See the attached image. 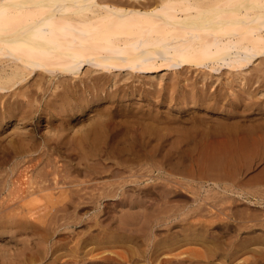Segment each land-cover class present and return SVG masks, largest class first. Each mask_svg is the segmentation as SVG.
Wrapping results in <instances>:
<instances>
[{"label":"bare ground","instance_id":"6f19581e","mask_svg":"<svg viewBox=\"0 0 264 264\" xmlns=\"http://www.w3.org/2000/svg\"><path fill=\"white\" fill-rule=\"evenodd\" d=\"M258 61L259 62H264V0H0V129L2 128H5V127H8L10 125H12V127H17L19 125V122H22L24 124V122H29V121H34L35 119H38V124H43L41 123L42 120H47V126L49 127V129L51 131H54L53 133L51 132L50 134H53V139H51L50 137V140H56V142H61L62 144V140L65 139L66 141V138H63V136L65 137L66 136V132L68 130H71L70 128H74L76 124H74V122H78V117L81 116L83 113H85L87 110H91L92 113H94V115L92 117H90L91 115H89L90 119L91 120H95L92 124H90L87 129L83 130L85 135H84V138L86 139H90L91 140V137L93 138L94 135H95V139H93V141L95 142H92L93 143V146H96L97 150L98 151V155L99 157L95 154V157L97 158V160L94 158L92 159L93 162H89L88 159H90V154L86 157V154H85V157L88 158L87 159V162H81L82 164L84 163V166L82 164V167H80L79 169H71V166H69V164L67 163H62L60 164L59 160H57V164H55V166L53 165V168L51 169H44V170H41V171H38V174H37V177L35 176V173L37 171V169L39 167L42 168V165L43 163H47V157H45L46 159V162L45 160L43 159V154L45 156V153L44 148H42L43 152L42 153H39L40 155L38 157H32L34 159H30L31 161H29L28 159V163L27 165L24 167V168H21V170L18 172L17 171V174L15 176H12V174L9 172L8 170V167L5 168L7 169V173H5V170L4 172L3 171H0V181L3 179L2 181V184L5 185V186H2V184H0L2 187H4L3 189L8 193H5V195H7V198L8 200H12L14 202L10 203L9 201L6 200V204H4V207L2 208L1 206V209H0V236L2 234V236L4 235L3 233H9L8 232V229H12L13 227V230L15 226H23L24 224L28 223L29 221V224L30 221L32 222L31 218L34 217V216H38V215H43V214H46V213H52L53 217L51 216L50 219L52 218V220L56 219L57 217L59 216H62V219L65 215H68L69 214V211L71 208H73V204L75 203V210L72 212L71 215H76L74 214V212L76 213H80L78 212L79 210H85L86 208L90 207V208H93L92 206H90L87 202L88 201H102L103 199H110V198H118V200L115 199V204L120 202V203H128L130 204L131 206H135L137 202H143L146 198H150L152 199V195H155L158 196L156 198H159L160 201H161V198H166L164 199V205L163 204H160V206L158 205L159 203H162L159 201V199H157V202H159L157 204L156 200L154 201L155 204H157L158 207H155V204H154V210L152 209V211L149 212V214L151 213L152 216L155 215L154 217L151 218L150 216V219L152 220V223H153V220L155 221V224H171L173 222H175L177 220V217L181 216L184 217L182 219L181 218H178L180 219L182 222L181 223H184L185 226L189 225L187 227V229H191V232L190 234H196V236H198V232L200 234V231H196L198 228L197 226H199L198 224H196L193 220H190L191 218L189 217V215H191L192 213L188 212L190 210V208H194V204L193 206L189 207H184L181 206V202L183 201H173L172 199L175 200L174 197V194L171 195L172 199L169 198L170 194L174 192L175 188L179 186H182L184 187L186 182H188L186 180H178L176 182L175 177L172 176L173 174L175 173H172L173 170L175 168H173V170L170 171V173H172V175H168L165 177L164 175V178L161 177V179H165L164 184L161 185L159 187L160 184H162V180L160 179V184L156 185V184H152L150 185V188L147 189V187L144 189V187H142L143 189L141 191H138L136 193H134V191L130 190L132 188H130L129 190L133 192V194H130L129 190H127V184L128 182H140V179H142V177L144 176H149L150 177H153L152 175H150L149 171L147 172H143L142 170H139V165L142 164L143 165V168L144 166L146 165V163L148 164H151L152 166H154V164L156 163L155 161H153L155 155L157 156V152H160V149L162 148H159V145L160 144H156L155 145V138H157L158 136V132H154V131H150L152 132L151 133V136H153V139L151 136H147L146 135V131L144 130V133L143 132H140L141 129H139V127L142 125H144L143 123L145 122L146 124V127H148L149 125L153 124L154 126L157 125V122L159 121V118L157 117H161L163 115H159V113H161V111H158L159 108L157 106L156 108V102L152 103V102H148L150 105L151 108H147V110H143L142 113H138V114H143V119L142 122L141 121H138L136 120V117L134 116L135 114L132 113L131 111V115H127L126 117H123L125 114H123L122 111V108L120 107L122 103H124V105L127 103L126 101L128 100H136L138 99L139 101L141 100L143 102L144 98H147L149 99L148 101H150V89L149 88H146V87H142V84L138 85L136 82L137 80H141L145 77V75H154L159 73V72H163L164 70H174V71H177L178 74L179 72H183L181 75H183L185 72L184 70H189V73L192 72L191 69H193L194 71L196 72H201V75H198V76H201V78L199 79L201 81V83H203V85L201 86H196L193 89V91H190L191 93H187V94H183L184 96H180L182 97L181 99H183L184 101H181V102H177L176 104V107L178 108H183V107H186L187 105H189V101L190 100H187L188 102L185 101L184 97L188 96V95H191L192 94V97H201L203 99H201L200 101V104L203 105V108H205L208 112H211V113H214L216 114V111L217 112H226L228 115H234V114H238V115H241L242 113L245 114L247 113L246 111L243 112V108L244 106L247 107V105H243V101H241L240 104L238 103H234L235 100L231 101V103H227L225 102L224 100L226 99V97H221L224 95V93L226 92H222V87L221 86H218V89L221 88V91L219 90H216L217 92L215 91H212L211 87L208 86L209 83H217L218 80L220 81L221 79V76L223 74H225L227 72V74L231 75V77L235 74L237 75V78L235 79V81H238L239 83H237L239 86H241L242 84H244L245 80H246V77L248 75L246 74H249L247 73L248 71H253L254 72H251L252 74L255 73L257 71V66H260L258 68V73H261V68L262 70L264 71V64L261 62L258 64ZM258 64V65H257ZM263 64V65H262ZM262 65V66H261ZM252 67L254 68L252 70ZM225 70H227L226 72H224ZM256 70V71H255ZM260 70V72H259ZM232 71H235V72H232ZM262 71V72H263ZM173 72V71H172ZM187 73V71H186ZM193 73V72H192ZM249 74V77L252 76V74ZM257 73V74H258ZM160 74V73H159ZM175 74V73H174ZM195 74V72H194ZM193 74V76H194ZM197 74V73H196ZM226 75V74H225ZM234 75V76H235ZM251 75V76H250ZM255 76V74H253ZM264 75V74H263ZM187 76V75H186ZM188 80L190 81V75H188ZM197 76V77H198ZM224 76V75H223ZM258 76L260 77V74L257 75V77H251L253 80H255V78H258ZM262 76V75H261ZM149 78V76H147ZM156 77V76H155ZM180 76H176L174 77V82L176 84V81H178L177 79L179 78ZM184 77V76H183ZM225 77V76H224ZM227 77H230V76H227ZM264 77V76H263ZM177 78V79H176ZM187 78V77H186ZM192 78V76H191ZM199 78V77H198ZM163 79V78H161ZM211 79V80H209ZM223 79V77H222ZM226 79V78H225ZM231 79V78H230ZM233 79V78H232ZM247 81H249L250 78L247 77ZM264 79V78H262ZM125 80V82H121ZM146 80V79H145ZM148 80V79H147ZM147 80L145 82H147ZM187 80V81H188ZM193 80V79H191ZM198 80V79H197ZM198 80V81H199ZM251 80V79H250ZM257 80V79H256ZM261 80V78H260ZM259 80V81H260ZM149 81V80H148ZM154 81V80H153ZM182 81H185L184 79H182ZM186 81V82H187ZM197 83H200L198 82ZM216 81V82H215ZM229 81V79H228ZM264 81V80H262ZM140 82V81H139ZM138 82V83H139ZM181 82V81H180ZM179 82V83H180ZM193 82V81H191ZM207 82H209L207 84ZM227 82V81H225ZM232 82V81H231ZM151 83V82H150ZM154 83V82H153ZM171 83H173L171 81ZM182 83V82H181ZM180 83V85H182ZM184 83V82H183ZM194 83V82H193ZM220 83H223L222 81ZM233 83V82H232ZM236 83V82H235ZM264 83V82H263ZM174 84V85H175ZM178 84V83H177ZM176 84V85H177ZM186 84V83H185ZM189 84V83H188ZM187 84V85H188ZM195 84V83H194ZM219 84V83H218ZM217 84V85H218ZM229 84V83H228ZM231 84V83H230ZM237 84H234V85H237ZM147 85V84H146ZM145 85V86H146ZM151 85V84H150ZM153 85V84H152ZM171 85V84H170ZM184 85V84H183ZM182 85V86H183ZM191 85V84H190ZM200 85V84H199ZM207 85V87L205 86ZM227 85V83L225 84ZM232 85V84H231ZM162 86V85H161ZM178 86V85H177ZM249 86V85H248ZM147 87H149V84L147 85ZM152 87V86H151ZM155 87H160V86H155ZM169 87V85H168ZM171 87L170 86V90H171ZM179 87V86H178ZM190 87V86H189ZM215 87V85H214ZM213 87V88H214ZM242 88H244L243 86H241ZM247 87V86H246ZM252 87V86H251ZM174 88V87H173ZM177 89V87H175ZM211 88V89H210ZM216 88V87H215ZM225 88V87H223ZM229 88V87H228ZM227 88V89H228ZM232 88V87H231ZM236 88V87H235ZM238 88V87H237ZM248 88V87H247ZM247 88L245 90H247ZM250 88V87H249ZM248 88V91H250ZM153 90L155 89L154 86L152 88ZM157 89V88H156ZM179 89V88H178ZM217 89V88H216ZM242 89V90H244ZM253 88H251V91H252ZM160 90V88L158 89ZM163 90V89H162ZM161 90V91H162ZM167 90V88L165 89V91ZM189 89H187V92H188ZM214 90V89H213ZM239 90V89H238ZM241 90V89H240ZM240 90H239V93H240ZM241 90V92H243ZM173 91H176L175 89H173ZM172 91V92H173ZM185 91V90H184ZM228 91V90H227ZM232 91V90H231ZM234 89H233V95H234ZM250 91V92H251ZM255 91V89H254ZM157 92V90H156ZM167 92V91H166ZM165 92V93H166ZM182 91H180V94H181ZM230 92V91H229ZM236 92V91H235ZM253 92V91H252ZM154 93V92H153ZM153 93H152V96H153ZM162 93V92H161ZM168 93V92H167ZM171 93V92H170ZM175 93V92H173ZM238 93V94H239ZM244 95H245V92H243ZM262 93V92H261ZM156 94V93H155ZM178 94V93H177ZM236 95L235 96H232V97H236L237 96V93H235ZM247 94V92H246ZM252 94V93H251ZM157 95V94H156ZM154 96L156 97L155 100L158 99V101L160 100L159 97L161 96L158 95V96ZM165 95V94H164ZM168 95H170L168 93ZM174 95V94H173ZM173 95L171 94L170 96L173 97ZM231 95V94H230ZM242 95V93L240 94V96ZM254 95V93H253ZM256 95V94H255ZM262 95V94H261ZM248 97L250 96L247 95ZM257 96V95H256ZM264 96V94H263ZM153 97V98H154ZM168 97V96H166ZM165 97V98H166ZM177 97V96H176ZM191 97V98H192ZM193 97V100H192V103L194 100H198V99H194ZM228 97V96H227ZM246 97V96H245ZM244 96L240 99L242 100L243 98H245ZM252 97V96H251ZM259 97L262 98V96H260L259 94ZM169 98V97H168ZM171 98V97H170ZM175 97L171 98V99H174ZM178 98H179V95H178ZM230 98V97H229ZM255 98V97H252V99ZM164 99V98H163ZM180 99V98H179ZM177 99V100H179ZM180 99V100H181ZM188 99V98H187ZM200 99V98H199ZM228 99V98H227ZM237 101L239 100V98H235ZM247 99V98H246ZM244 99V100H246ZM249 100H247L248 102L245 101V103H253L252 99H250V97L248 98ZM166 100V99H165ZM251 100V101H250ZM257 100V99H256ZM254 100V103H258L259 101H256ZM106 101H109V106H106L105 104V108L103 107V103L106 102ZM140 101V102H141ZM236 101V102H237ZM240 101V100H239ZM103 102V103H101ZM126 102V103H125ZM129 102V101H128ZM133 102V101H132ZM165 102V101H164ZM173 100L171 101L170 100V103H172ZM184 102V104L182 103ZM194 102H197V101H194ZM262 102V100L260 101ZM137 103V102H136ZM139 103V102H138ZM137 103V106H139ZM147 103V102H146ZM163 103V102H162ZM175 103V102H174ZM199 103V102H198ZM249 103L248 104V108L249 110L254 109V103L251 104ZM255 103V104H256ZM102 105L100 108L96 107L98 105ZM128 104V103H127ZM133 104V103H131ZM140 104V103H139ZM143 104V103H142ZM140 104V105H142ZM155 104V105H154ZM191 104V103H190ZM197 104V103H196ZM260 104H263V103H260ZM20 105V106H19ZM99 105V106H100ZM148 105V104H147ZM158 105V103H157ZM181 105V106H180ZM194 105V104H193ZM200 105V106H201ZM252 106L251 108L249 106ZM254 105V106H253ZM259 105V104H258ZM123 106V105H122ZM136 106V104H135ZM146 106V105H145ZM168 106V105H167ZM190 106V105H189ZM195 106V105H194ZM197 106V105H196ZM261 106V105H260ZM127 107V106H126ZM131 107V106H130ZM134 107V106H133ZM141 107V106H140ZM140 107H137V109H139ZM147 107V106H146ZM170 108H172L171 104L169 105ZM240 107H243L241 109L242 112H240ZM263 107V106H262ZM97 108V109H96ZM136 108V107H135ZM163 108V107H162ZM169 108V109H170ZM261 107L259 108H256V113H257V110H259ZM134 109V108H133ZM141 109V108H140ZM139 109V110H140ZM143 109V108H142ZM165 111H167L168 108H166V105H165ZM190 109V108H189ZM192 109V107H191ZM197 109V108H196ZM263 109V108H262ZM16 110H19V112H17ZM126 109H124L125 111ZM136 110V109H135ZM134 110V111H135ZM188 110V109H187ZM195 110V109H194ZM18 113V115H16V112ZM129 111V113H130ZM138 111V110H137ZM164 110H162V113H163ZM164 111V112H165ZM182 111V110H181ZM180 111V112H181ZM192 111V110H191ZM248 111V110H247ZM254 111V110H253ZM262 111V110H261ZM264 111V110H263ZM173 112V111H172ZM176 112V111H175ZM184 112V111H183ZM190 112V111H188ZM187 112V113H188ZM202 112V111H201ZM204 112H206L204 110ZM252 112V111H251ZM255 112V111H254ZM253 112V113H254ZM90 113V112H89ZM136 113V111H135ZM168 114V112H166ZM185 113V112H184ZM191 113V112H190ZM194 113H196L194 111ZM193 113V114H194ZM225 113V114H226ZM91 114V113H90ZM127 114V113H126ZM172 114V113H171ZM179 114V113H177ZM181 114V113H180ZM203 114V113H202ZM221 114V113H220ZM242 114V116H243ZM249 114V112H248ZM255 114V113H254ZM260 114V113H259ZM140 115H138L140 117ZM174 115V114H173ZM176 115V113H175ZM195 115V114H194ZM200 115V114H199ZM198 114H196L195 117L199 116ZM205 115V114H203ZM208 115V114H207ZM212 115V114H211ZM210 115V116H211ZM219 115V114H218ZM227 115V116H228ZM246 115V114H245ZM258 115V114H256ZM130 116H134V117H130ZM170 116V117H169ZM172 115H168L169 118H171ZM177 116V115H176ZM223 116V115H222ZM235 116V115H234ZM247 116V115H246ZM260 115L256 116L257 119ZM85 117V116H84ZM87 117V116H86ZM121 117V118H119ZM142 117V115H141ZM164 117V116H163ZM175 117V116H174ZM179 117V115H178ZM176 117V118H178ZM191 117V115H190ZM203 117V116H202ZM213 117V116H212ZM212 117L209 118V121H212ZM215 117H217L215 115ZM214 117V122H218V121H222L221 119H219V116L217 117V119H215ZM239 117V116H238ZM251 117V116H250ZM264 117V116H263ZM16 118V120H15ZM165 118H167V116L165 115ZM173 119L172 117V120L173 122H175V120L177 119ZM183 118V117H182ZM189 118V117H187ZM205 118H208V117H204L202 118L203 120ZM226 118V117H224ZM230 118V117H229ZM234 118V117H232ZM240 118V117H239ZM81 119H82V116H81ZM89 119V118H88ZM129 119L131 121H129ZM138 119V117H137ZM164 119V118H163ZM162 119V120H163ZM181 119V118H180ZM185 119V118H184ZM182 119V120H184ZM193 119V118H192ZM191 119V120H192ZM244 119V118H243ZM246 119V118H245ZM253 119H256L253 117ZM261 119V117L259 118ZM87 120V119H86ZM120 120V121H119ZM161 120V119H160ZM165 120V119H164ZM167 120V119H166ZM179 120V119H178ZM177 120V121H178ZM195 121V118L193 119ZM193 120L190 121L193 123ZM197 120V119H196ZM198 120L200 121L201 120V117L200 119L198 118ZM208 120V119H207ZM225 120V119H223ZM232 120V119H231ZM237 120V119H236ZM241 120V119H239ZM250 123V118L248 119ZM252 120V118H251ZM261 126L264 125V119H261ZM17 121V123L15 122ZM171 121V120H170ZM167 120V122H170ZM176 121V122H177ZM188 121V122H189ZM198 121V122H199ZM206 121V120H205ZM228 121V120H227ZM226 121V122H227ZM233 121V120H232ZM234 121H235V118H234ZM244 121V120H243ZM242 121V122H243ZM254 121V120H253ZM260 121V120H259ZM259 121L256 120V122L258 123ZM13 122H14V126H13ZM83 122V121H82ZM87 122V121H86ZM166 122V121H165ZM165 122H161V123H165ZM197 122V121H195ZM229 122V121H228ZM231 122V121H230ZM229 122V125H226V127H230L232 124H230ZM237 124L239 122L235 121ZM242 122L240 121V126L243 127L244 124L247 125V123H244L242 124ZM246 122V121H245ZM30 123V122H29ZM32 123V122H31ZM91 123V122H90ZM159 123V122H158ZM172 123V122H171ZM179 124V122H177ZM185 123V121H184ZM191 123V124H192ZM201 123V122H200ZM233 123V122H232ZM45 124V123H44ZM83 124V123H82ZM161 124V125H163ZM167 124V123H166ZM169 124V123H168ZM173 124V123H172ZM171 124V125H172ZM183 124V123H182ZM181 124V125H182ZM210 124V123H209ZM227 124V123H226ZM236 124V125H237ZM252 124V122L250 123ZM248 126L247 129H249L250 126L254 127L253 128V131L250 130V132L252 131V133L256 134L257 133V125L260 126V122L259 124H255V121L253 122L252 125ZM31 125V124H30ZM160 125V126H161ZM165 125V124H164ZM225 125V124H223ZM234 126H232L233 128L235 127V124L233 123ZM256 125V126H254ZM21 126V125H20ZM43 126V125H41ZM46 126V125H45ZM46 126V127H47ZM79 126V125H78ZM81 126V125H80ZM152 126V125H151ZM153 126V127H154ZM167 126V125H165ZM170 126V125H169ZM180 126V125H179ZM191 126V125H190ZM239 126V124H238ZM237 126V129H239V131L241 130H246L244 127L242 129L241 127V130L240 128H238ZM260 126V127H261ZM11 127V126H10ZM11 127V128H12ZM31 127V126H29ZM44 127V126H43ZM45 127V128H46ZM164 127V126H162ZM178 127V126H177ZM182 127V126H181ZM200 127V126H199ZM214 127V126H213ZM222 128H224L223 126H221ZM250 127V129L252 128ZM256 127V128H255ZM258 128V131L259 129H264V128ZM10 128V129H11ZM18 128V127H17ZM27 128V126H26ZM143 129V127H141ZM145 128V127H144ZM160 128V127H159ZM158 128V129H159ZM166 128V127H165ZM220 128V127H219ZM224 128V130H225ZM232 128V129H233ZM24 129V128H23ZM156 129H157V126H156ZM161 129V128H160ZM230 129V130H232ZM236 129V130H237ZM29 130V129H28ZM48 130V128L46 129ZM80 130V129H79ZM155 130V129H153ZM162 130V129H161ZM165 130V129H164ZM163 130V131H164ZM167 130V129H166ZM169 130V128H168ZM178 131V129H176ZM209 130V129H208ZM235 130V129H234ZM233 130V131H234ZM243 130V131H244ZM1 131V130H0ZM20 131V129H19ZM22 131V130H21ZM24 131V130H23ZM40 131V130H39ZM74 131V130H73ZM171 131H173V129H171ZM171 131L168 133L170 134ZM180 131V130H179ZM194 131V129H193ZM198 131V130H197ZM209 131H213V130H209ZM215 131V130H214ZM213 131V132H214ZM218 133H219V130H217ZM223 131V130H221ZM220 131V132H221ZM238 131V130H237ZM241 131V132H243ZM249 131V130H248ZM248 131L246 130L245 132L248 133ZM264 131V130H263ZM4 132V131H3ZM11 132V131H9ZM7 131V133H9ZM45 132V131H44ZM48 133V131H46ZM75 132V131H74ZM79 132V131H78ZM166 132V131H164ZM176 132V131H175ZM232 132V131H231ZM230 132V133H231ZM260 132V131H259ZM259 132L257 133V136L259 138ZM262 132V131H261ZM260 132V133H261ZM2 133V132H1ZM30 133V132H29ZM41 133V132H40ZM158 133V134H157ZM163 133V132H162ZM178 133V132H177ZM183 133V132H182ZM194 132H191L189 134L193 135L190 137H187L186 134L188 135V133L185 134V137L188 138L187 140H189L190 142V139L189 138H193L194 137ZM203 134V132L201 133L198 132V134ZM206 135H208L209 133H206L204 132ZM215 134H212L214 135L215 137L217 136V132H215ZM226 133H229V129H228V132H227V129H226ZM225 133V134H226ZM235 133L236 132H233L234 136H235ZM240 133V132H238ZM247 133H244L246 134L247 136ZM251 133V134H252ZM264 133V132H263ZM262 133V136L264 135ZM27 134V133H26ZM20 135V140L18 141V146H17V149L14 150L15 151V156L19 158V156H24V155H27L28 153H31L29 151H32L30 150L29 145L28 143H30V141L32 140H27L29 136L27 135ZM32 134V133H31ZM35 134V133H34ZM72 133H70V136H73L71 135ZM74 134V133H73ZM82 134V133H81ZM175 134V133H174ZM184 134V133H183ZM196 134V132H195ZM219 134H222V133H219ZM218 134V135H219ZM233 134L231 135V141H235V139L233 138ZM244 134H242L244 136ZM249 134V133H248ZM250 134V135H251ZM5 136H7L6 134H4ZM11 133L9 134V137H10ZM17 135V134H16ZM46 135V134H45ZM68 135V134H67ZM77 135V134H76ZM75 135V137H76ZM171 135V134H170ZM178 135H180L178 133ZM177 135V136H178ZM204 135V134H203ZM202 135V138L205 136V137H208L206 135L203 136ZM224 135V134H222ZM240 134H237L236 133V136L237 138L240 137L238 136ZM31 136V135H30ZM50 135H48V138H49ZM83 136V135H82ZM160 136V135H159ZM165 136H168V135H165ZM164 136V137H165ZM173 136V135H172ZM171 136V137H172ZM197 136V135H196ZM211 136V135H210ZM226 136H228V134H226ZM225 138H228L229 137H226ZM235 136V138H236ZM245 136V137H246ZM255 137V135H253ZM252 136V137H253ZM33 137V136H32ZM45 137V136H44ZM74 137V136H73ZM78 137V136H77ZM150 139H149V138ZM199 137V135H198ZM222 137V136H221ZM220 135L218 138H221ZM242 138V141H244ZM249 137V135H248ZM253 137V138H254ZM2 138L5 139V137H3L2 135ZM0 138V139H2ZM7 138V137H6ZM34 138V137H33ZM47 137H45V140L47 142H49ZM61 138H63L61 140ZM72 137L69 138V136H67V139L70 141ZM163 138V137H162ZM161 138V140H162ZM174 138H176L174 136ZM186 138H183V143H184V140H186ZM197 138V137H196ZM201 136L199 137V140L202 139ZM210 137H208L209 139ZM212 138V136H211ZM210 138V139H211ZM214 138V137H213ZM214 141H217V137L216 139H213ZM224 138V136H223ZM251 138V137H250ZM251 139L252 141L254 139H256V137L254 139ZM261 138V137H260ZM13 139V138H12ZM18 139V138H17ZM38 139V137H37ZM80 139V138H79ZM173 139V137H172ZM205 139V138H204ZM208 139H206L205 141L203 140V143H208ZM233 139V140H232ZM241 139V137H240ZM262 141H264L263 137L261 138ZM6 140V139H5ZM75 140V139H74ZM153 140V141H152ZM157 140V139H156ZM192 141L195 140V137L194 139H191ZM198 139H196L195 141H197ZM224 140V139H223ZM237 140V139H236ZM260 141V139H257V141ZM16 141V140H15ZM14 141V142H15ZM28 141V142H27ZM34 141H35V144L32 142L31 143V148L33 146L32 149H34V145L35 146H38L40 145V142L39 140H35L34 138ZM38 141L39 144L36 142ZM73 139L70 141V144L72 143ZM87 141V140H86ZM159 141V139H158ZM193 142V143H197V142ZM237 141H240L242 142L241 140H237ZM1 142V140H0ZM14 142L12 144H14ZM53 142V141H51ZM55 142V144H56ZM75 142V141H74ZM79 142V141H78ZM81 142V141H80ZM152 142V143H151ZM166 142H168V140L166 139ZM170 142V141H169ZM168 142V143H169ZM175 142V141H174ZM200 142V141H199ZM212 142V141H211ZM218 142V141H217ZM217 142H216V145H217ZM222 141L218 142V144H220ZM224 142V141H223ZM222 142V143H223ZM226 142V141H225ZM229 142V144H232V146L234 145V143L230 142V141H227ZM227 142L225 143L226 146L229 145L227 144ZM245 142V141H244ZM247 142V140H246ZM256 140L253 141V143H255ZM66 143V142H64ZM85 143V142H84ZM87 143V142H86ZM85 143V144H86ZM162 143V141H161ZM164 143V142H163ZM162 143V144H163ZM167 143V144H168ZM173 143V142H172ZM172 143H169L170 145L168 146H173ZM177 143V142H176ZM176 143H174L176 145ZM182 143V144H183ZM188 143V142H187ZM192 144L193 148L194 149H191V150H188L187 149V145H184L186 147H182L181 149H185L184 151L187 152L188 150V154L190 153L189 151H192V153H194V151L197 149L196 146L197 144ZM210 143V142H209ZM213 143V142H212ZM248 143V142H247ZM250 143V142H249ZM248 143V145H249ZM257 144L259 142H256ZM262 143V142H261ZM1 144V143H0ZM34 144V145H32ZM37 144V145H36ZM172 144V145H171ZM186 144V143H185ZM200 144V143H199ZM202 144V142H201ZM211 144V143H210ZM224 143L221 144L222 146L225 145ZM242 145V143H240ZM240 144L239 149L240 148ZM252 144V142H251ZM5 145V144H4ZM16 144H14L15 146ZM28 145V147H27ZM53 145V144H52ZM57 145V144H56ZM72 145V144H71ZM70 145V146H71ZM77 145V144H76ZM83 145V144H82ZM87 145V144H86ZM85 145V146H86ZM150 146L154 147L152 149V147L148 148ZM181 145V142L180 144ZM178 146H174L176 148L179 147ZM195 145V147H194ZM216 145L214 144V147H216ZM219 146L218 147V150L220 149V147L222 146ZM237 146V143L235 144ZM253 145V144H252ZM2 146V145H1ZM8 146V145H7ZM6 146V147H7ZM46 146V145H45ZM55 146V145H54ZM54 146H52L54 148ZM66 146H69V144L67 143V145L65 144V147ZM69 146V147H70ZM79 146V145H78ZM83 146V147H85ZM89 148H91L90 144L88 145ZM139 146L140 148L138 149L139 152L142 151V152H145L143 153L145 157H148V154L150 153V156L151 157H148L149 159L146 158V160L144 159L145 157H143V154H140L139 152L136 154L138 156V158H125L126 155L125 154H128L129 156H131V152L133 151L134 149V152H135V149L136 147ZM165 146V144H164ZM163 146V147H164ZM167 146V147H168ZM208 146V145H207ZM207 146H206V149H201V150H198L197 153L201 152L202 151V157H204V153H205V150H207ZM224 146V147H226ZM231 146V147H232ZM245 145H243V149L245 150ZM255 146V145H253ZM252 146V147H253ZM12 147V145L10 146ZM40 147V146H39ZM51 147V148H52ZM62 147V146H61ZM63 147H64V144H63ZM73 147H74V144H73ZM76 148L74 149H77V146H75ZM82 146H79V148H81ZM162 147V146H161ZM166 147V149H167ZM191 147V146H189ZM188 147V148H189ZM200 147H203V146H200ZM199 147V149H200ZM210 147V145L208 146V148ZM214 147H212V149H214ZM223 147V148H224ZM229 147V146H228ZM231 147H229L231 150ZM247 147H250L247 146ZM4 150H7L5 149V147H3ZM2 148V149H3ZM9 148V146L7 147ZM16 148V147H15ZM13 148V149H15ZM19 148V149H18ZM37 148V147H35ZM47 148V147H46ZM48 148L49 147V144H48ZM56 148V147H55ZM72 148V146H71ZM87 148V147H86ZM87 148V149H89ZM192 148V147H191ZM196 148V149H195ZM205 148V147H203ZM217 148V147H216ZM234 148V149H233ZM233 150H239L237 148H235L233 146ZM1 149V148H0ZM38 149V148H37ZM58 149V148H57ZM62 149V148H61ZM67 149L69 150V148L67 147ZM73 149V148H72ZM71 149V150H72ZM73 149V150H74ZM86 149V150H87ZM164 149V148H163ZM171 151L169 152H172L175 150H172V148H170ZM187 149V150H186ZM211 149V148H210ZM225 149V148H224ZM254 149V147H253ZM41 150V151H42ZM56 150V149H55ZM55 150L54 152H52V149H50V152H52L51 154H53L54 156V153H55ZM60 150V149H58ZM57 150V151H58ZM65 149H63L62 151L64 152ZM67 150V151H68ZM72 150V153H76ZM92 150L89 149V151ZM137 150V149H136ZM137 150V151H138ZM153 150V152H152ZM215 150L214 149V155H215ZM228 148L225 150L227 151ZM247 150H249V153L251 154V149L247 148ZM3 152V150H1ZM8 151V150H7ZM9 151H10V148H9ZM13 152V150H11ZM35 151V150H34ZM49 151V150H48ZM56 151V153H57ZM61 151V150H60ZM70 151V150H69ZM79 151V150H78ZM93 151V150H92ZM96 151V152H97ZM115 152L116 154H118V159H117V155H115V160H117V163H113L112 165H104V162H101L99 159L101 158V156L103 154H109V152ZM152 153H151V152ZM164 151V150H163ZM176 151H181L180 149L176 150ZM209 151V150H208ZM208 151L207 152V155H208ZM240 151V150H239ZM238 151V152H239ZM242 149H241V154H242ZM5 152V151H4ZM36 152V151H35ZM66 152V151H65ZM64 152V153H65ZM95 152V151H94ZM127 152H130V153H127ZM132 152V153H134ZM141 152V153H142ZM165 152L167 153L168 152V149L167 151L165 150ZM167 153L168 155L170 153ZM212 152V151H211ZM217 152V151H216ZM223 152L225 153L224 151H220V153ZM235 156L237 154V151H235ZM245 152H248V151H245ZM256 152V151H255ZM7 153V152H6ZM14 153V152H13ZM34 153V152H33ZM59 153V152H58ZM63 153V154H64ZM67 153V154H66ZM65 154L66 155H69L68 152H66ZM79 152H77L78 154ZM83 153V152H82ZM91 153V156L93 157V154L92 152ZM136 153V152H135ZM134 153V155H135ZM148 153V154H147ZM164 153V152H163ZM163 153L162 156H163ZM165 153V154H166ZM185 153V152H184ZM213 153V152H212ZM219 153V152H217ZM11 152L9 153V157L11 158L10 156ZM62 153H59L58 155H60ZM71 154V153H70ZM80 154V153H79ZM76 155L77 156H80L83 154H80V155ZM114 155V153H112ZM161 154L159 153V155L161 156ZM164 154V157H166ZM175 154V152H174ZM195 154V153H194ZM201 154V153H200ZM200 154L197 155V157L199 156L200 157ZM227 154V153H225ZM224 154V155H225ZM230 155V152L228 153ZM234 154V152H233ZM239 153V155H241ZM248 154V153H247ZM244 155V157L246 158V155ZM248 154V155H250ZM252 154H255L254 151H252ZM251 154V155H252ZM12 155V154H11ZM14 155H12L14 157ZM29 155V154H28ZM49 155V154H47ZM65 155V156H66ZM73 155V154H72ZM110 155V154H109ZM108 155V156H109ZM112 155V157H114ZM125 155V156H124ZM127 155V156H128ZM172 155V154H171ZM179 155H183V154H179ZM206 155V154H205ZM212 155V154H209V156ZM217 155V154H216ZM219 155V154H218ZM223 155V154H222ZM247 155V156H248ZM2 157V155H0ZM8 156H3V157H7ZM52 155H50L51 157ZM57 156V154L55 155ZM63 156V155H62ZM71 156V155H70ZM75 156V155H73ZM81 156V157H82ZM105 156V155H103ZM111 156V155H110ZM109 156V158H110ZM128 156V157H129ZM135 156V157H137ZM196 155L193 156V158L195 157ZM209 156H207L206 158H208ZM227 156V155H226ZM225 156V157H226ZM234 156V157H235ZM238 156V155H237ZM242 156V155H241ZM240 156V157H241ZM28 157V156H27ZM26 157V158H27ZM48 156V158H50ZM91 157V158H92ZM132 157V156H131ZM164 157H162L163 159H165ZM168 157V156H167ZM166 157V158H167ZM172 157V156H171ZM175 157V155H174ZM186 156H182L181 158H185ZM192 157V155H191ZM197 157H195L197 160V162L199 163V166H200V169L201 170L199 172L196 173L195 171H193L192 169H190L189 167L187 168V164H188V161L185 159V161L187 162L186 165H184V167L186 166L185 168V172H182V171H179V175H184V177H191V178H199V179H202L203 181H211L213 182L214 184L217 185V187H223V184L226 186L224 187V189L222 190L224 192L225 189H227L229 187V185H226L230 182H228L230 179L229 177L227 178L226 177V173L229 172L228 170L226 169V173H224L225 170L220 171L221 167L220 165L222 164L221 161L223 160V156H220L219 158H215V156H210L206 161L204 160V158H199L197 159ZM217 157V156H216ZM222 157V158H221ZM228 157V156H227ZM231 157V156H230ZM233 157V158H234ZM24 157H22L21 159L23 160ZM24 158V159H26ZM31 158V157H30ZM53 158V157H51ZM60 159V157H58ZM62 158V157H61ZM83 160H84V157H82ZM82 158H80L82 160ZM157 158V157H156ZM155 158V159H156ZM170 158V156L168 157V159ZM173 158V157H172ZM231 158V159H233ZM250 158V157H249ZM3 159V158H2ZM21 159H17V160H20L18 162H21ZM67 159V158H66ZM71 159H74L75 158H71ZM70 159V160H71ZM153 159V160H152ZM162 159V160H163ZM178 159V157H177ZM176 159V160H177ZM181 159V162H183ZM190 159V158H189ZM222 159V160H220ZM225 159V158H224ZM240 159L239 156L237 157V160ZM16 160V161H17ZM36 160V161H35ZM43 160V162H41ZM51 160H55L54 158L51 159ZM49 160V163L50 161ZM68 160V159H67ZM78 160V159H77ZM103 161L107 160V159H102ZM110 160V159H109ZM113 160V158H112ZM111 160V161H112ZM158 160V159H157ZM160 160V158H159ZM180 160V158L178 159ZM226 160V159H225ZM228 161L230 160L227 159ZM236 160V159H235ZM234 160V161H235ZM240 160H244V159H240ZM248 160V158H247ZM245 159V162L247 161ZM35 161V162H34ZM56 161V160H55ZM91 161V160H90ZM108 161V160H107ZM105 161V162H107ZM167 161V160H166ZM163 162V163H166ZM169 161V160H168ZM173 161V160H171ZM170 162H167V163H171ZM191 161V159L189 160V162ZM194 161V160H193ZM193 161L191 163H193ZM233 161V160H232ZM9 162V161H8ZM8 162H4V163H8ZM15 162V160H14ZM54 162V161H53ZM80 162V161H79ZM159 162V161H157ZM175 162V161H173ZM180 162V163H181ZM196 162V164H198ZM237 162H240V161H236ZM2 164V161L0 162ZM23 163L24 160H23ZM21 163V165L23 164ZM52 163V161H51ZM135 163H138V167L137 164L135 166ZM178 162H176V165H177ZM179 163V164H180ZM233 162H231V165H232ZM234 162V168H235V164ZM241 163V162H240ZM239 165H242L244 163V161ZM15 164V163H14ZM14 164H11L12 167H14L13 165ZM79 163H77L78 165ZM107 164V163H105ZM158 164V163H157ZM161 164V163H160ZM182 164V163H181ZM185 164V163H184ZM190 164V163H189ZM188 164V165H189ZM194 164V163H193ZM192 164V165H193ZM4 165V164H3ZM19 165V163H18ZM41 165V166H40ZM45 164H43L44 166ZM68 165V166H67ZM76 165V164H75ZM141 165V167H142ZM149 165V166H151ZM156 165V164H155ZM163 165V164H162ZM165 165V164H164ZM175 165V166H176ZM229 165V163H228ZM17 166V165H16ZM160 167H163L161 165H159ZM168 166V165H166ZM180 166V165H179ZM183 166V165H182ZM207 166V171H206V168L205 167ZM224 166V165H223ZM226 166V164H225ZM11 167V168H12ZM18 167V166H17ZM16 167V170H19L20 168L18 167L17 169ZM21 167V166H20ZM32 167V168H31ZM48 167V166H47ZM75 167V166H74ZM156 167L158 168V166L156 165ZM171 167V166H170ZM173 167V165H172ZM192 167V166H191ZM238 167V166H237ZM77 168V167H76ZM147 169V167H145ZM152 168V167H151ZM166 168V167H165ZM194 168V167H193ZM197 168V167H196ZM195 168V169H196ZM223 168V167H222ZM240 168V167H239ZM2 169V168H1ZM13 169V168H12ZM150 169V167L148 168ZM147 169V170H148ZM183 169V168H182ZM192 170L191 173H187V171L189 172V170ZM233 169V168H232ZM237 169V168H236ZM3 170V169H2ZM14 170V169H13ZM12 170V171H13ZM161 170V169H160ZM166 170V169H165ZM167 170L166 172L169 173ZM178 170H180V168L178 167ZM178 170L176 169V175H177V172ZM231 170V169H230ZM235 170V169H233ZM240 170V169H239ZM151 171V170H150ZM184 171V169H183ZM241 171V170H240ZM240 171H236L233 172V173H236V172H240ZM5 173V174H4ZM13 173V172H12ZM230 173V172H229ZM232 173V171H231ZM232 173V174H233ZM54 175V176H53ZM155 175V174H154ZM230 175V174H229ZM234 175V176H233ZM232 175V180L233 178L236 176H238L237 174H233ZM3 176V177H2ZM36 178H35V177ZM53 176V177H51ZM172 176V178H171ZM227 176H228V173H227ZM243 176V175H242ZM34 177V178H33ZM174 177V179H173ZM231 177V176H230ZM178 178V177H177ZM176 178V179H177ZM181 178V177H180ZM178 178V179H180ZM237 178V177H236ZM239 178V177H238ZM237 178V179H238ZM241 178V177H240ZM244 178V176H243ZM158 179V178H157ZM156 179V180H157ZM186 179V178H185ZM237 179H234V180H237ZM242 179V178H241ZM5 180V181H4ZM150 180V179H149ZM148 180V181H149ZM196 180V179H195ZM233 180V181H234ZM243 180V179H242ZM153 181V179H152ZM155 181V180H154ZM158 181V180H157ZM240 181V180H239ZM245 178H244V184L245 183ZM199 182V181H198ZM235 182V181H234ZM155 183V182H154ZM158 183V182H156ZM196 183V182H195ZM232 183V181H231ZM230 183V185H231ZM242 183V181L240 182ZM249 183V182H248ZM258 185L256 186H259L262 185L261 182H257ZM264 183V182H262ZM213 184V185H214ZM237 184H238V181H237ZM253 183H251L252 185ZM260 184V185H259ZM133 185V184H132ZM130 185V186H132ZM135 185V184H134ZM146 185V184H145ZM144 185V186H145ZM149 185V184H148ZM154 185V186H153ZM156 185V186H155ZM190 185V184H189ZM201 185V183H200ZM199 185V187H200ZM239 185H242V184H239ZM238 185V186H239ZM242 185V186H243ZM248 185V184H247ZM249 185V186H251ZM255 184H253L252 186H254ZM264 185V184H263ZM262 185V187H263ZM0 186V187H1ZM136 186V185H135ZM138 186V185H137ZM141 186V185H140ZM152 186V187H151ZM191 186V185H190ZM210 186V185H209ZM228 186V187H227ZM232 186L234 187V185L232 184ZM236 186V185H235ZM241 186V187H242ZM246 187V185H244ZM154 187V188H153ZM186 187V186H185ZM192 187V186H191ZM197 187V186H196ZM212 187V186H211ZM244 187V189H245ZM253 187H250L253 188ZM261 187V190H264V188ZM138 188V187H136ZM141 188V187H139ZM156 188V190H154ZM179 189L181 187H178ZM188 188V187H187ZM194 188V187H192ZM202 188V187H201ZM210 188V187H209ZM208 188V190H209ZM232 188V187H231ZM230 188V189H231ZM243 188V187H242ZM2 188L0 189V192L1 190H3ZM135 189V188H134ZM186 189V188H185ZM191 189V188H189ZM195 189V188H194ZM198 189V187H197ZM203 189V188H202ZM207 188H205V191H206ZM212 189V188H210ZM217 189V188H216ZM229 189V188H228ZM236 189V188H235ZM255 190V188H253ZM252 190H249V188H247L246 191L249 190V193L250 191H253ZM140 190V189H139ZM178 190V189H176ZM200 190V188L198 189ZM213 190V189H212ZM129 191V192H128ZM183 189H180V194L183 193L182 192ZM197 191V190H196ZM196 191L194 190V193H196ZM204 191V190H203ZM215 191V190H214ZM234 191V189H233ZM232 191V192H233ZM256 191V190H255ZM188 192V191H187ZM193 192V191H191ZM202 192V191H201ZM219 192V191H218ZM217 192V193H218ZM221 192V191H220ZM231 192V191H230ZM231 192V193H232ZM237 192V191H236ZM235 192V193H236ZM256 192H260V190L258 189V191ZM262 192V191H261ZM193 193V194H194ZM215 193V194H217ZM226 193V192H225ZM223 193V195L225 194ZM253 193V192H252ZM251 193V194H252ZM264 193V192H263ZM263 193H260V194H263ZM178 194V193H176ZM186 193H184L185 195ZM191 193H189L190 195ZM194 194V198L196 199L197 197H200L198 196L199 193L197 195ZM210 194V193H209ZM220 196L222 195L221 193H219ZM218 194V196H219ZM254 194H256L254 192ZM258 194V195H260ZM4 195V196H5ZM188 195V194H187ZM204 195V194H203ZM202 195V196H203ZM211 195H212V191H211ZM227 195V194H226ZM231 195V194H230ZM1 195V197H4ZM178 196V195H176ZM183 196V194H182ZM186 196V195H185ZM185 196L183 197L185 199ZM208 196V195H207ZM220 196H219V199H220ZM228 196V195H227ZM235 196V195H234ZM233 196V199L235 198ZM264 196V195H262ZM260 196V197H262ZM155 196H153L154 198ZM203 197H206V196H203ZM211 197V196H210ZM215 198L214 199H217L218 197L217 196H214ZM217 197V198H216ZM230 196H228L227 198H229ZM167 198H169V200H172V202H175V203H179L178 205H180V208L179 207H176L175 204H171L172 202L169 201ZM178 198V197H177ZM176 198V199H177ZM193 198V197H192ZM191 198V199H192ZM213 198V197H212ZM210 198V200L212 199ZM227 198H224V199H227ZM150 199V200H151ZM155 199V198H154ZM186 199H190L189 196H187ZM191 199H190V202H191ZM194 199V200H195ZM198 199V198H197ZM205 199V198H204ZM203 199V201H204ZM206 199H208V197H206ZM205 199V200H206ZM217 199V201L219 200ZM223 199V198H222ZM5 200V198H4ZM153 200V199H152ZM165 200H166V204H165ZM221 200V199H220ZM230 200H231V197H230ZM235 200V199H234ZM3 201V199L1 200ZM17 201V202H16ZM107 201V200H106ZM146 202L144 203L145 205L147 204V201H149L148 199L145 200ZM171 202L170 204L168 203ZM185 201V205L189 202L186 203V200ZM201 202V200H199ZM207 201V200H206ZM209 201V199H208ZM215 201V202H217ZM223 201V200H222ZM236 201V200H235ZM263 201V200H262ZM93 202V203H94ZM109 202V201H107ZM153 202V201H152ZM150 202V203H152ZM220 202V201H218ZM4 203V202H3ZM77 203V204H76ZM98 203V202H97ZM114 204V202H112ZM111 203V204H112ZM119 203V204H120ZM149 203V202H148ZM184 203V202H183ZM182 203V204H183ZM199 203V202H198ZM204 203V202H203ZM210 203V202H209ZM213 203V202H212ZM211 203V204H212ZM225 205H227L228 203L224 202ZM235 203V202H233ZM83 204V205H82ZM99 204V203H98ZM107 204V203H106ZM109 204V205H111ZM124 204V205H125ZM138 204V203H137ZM176 204V205H177ZM187 204V205H188ZM196 204V203H195ZM202 204V203H201ZM208 204V202L206 203ZM205 204V205H206ZM215 203H213L212 205L214 206ZM219 203L216 204V206H218ZM94 205V204H93ZM97 205V204H96ZM130 205H128L130 207ZM142 205V204H141ZM140 205V207H141ZM143 205V206H145ZM149 205V204H147ZM151 205V204H150ZM231 205V201H230V204H228V206ZM233 205V204H232ZM248 205V204H247ZM107 206V205H106ZM104 206V208L106 207ZM122 207V205H120ZM127 206V207H128ZM139 206V205H137ZM201 206V209L199 211H202L203 209H207L210 207L211 209V205H206L208 207H204L203 204L200 205ZM202 206L204 207L202 209ZM215 206V207H216ZM220 206L221 203H220ZM235 206H236V203H235ZM97 207V206H96ZM112 206H110L111 208ZM120 207V208H121ZM147 207V206H146ZM145 207V208H146ZM153 207V206H152ZM182 207V208H181ZM196 208L195 209H199L197 208V206H195ZM199 207V206H198ZM222 207H226V206H222ZM234 207V205L232 206ZM240 207V206H238ZM238 207H235V209L237 208L238 210L240 208ZM79 208V210L77 211V209ZM112 208H116V206L112 207ZM117 208H118V204H117ZM119 208V209H120ZM126 208V207H125ZM134 208V207H133ZM137 208V207H136ZM144 208V207H143ZM151 208V207H150ZM227 209L230 208V207H226ZM226 208H223V209H226ZM245 208L244 210L247 211L246 209L248 208V206H245L243 207ZM242 208V209H243ZM250 208V206H249ZM89 209V208H88ZM107 209V208H106ZM109 209V208H108ZM108 209L106 211H108ZM123 209V208H121ZM120 209V211H121ZM149 209V208H147ZM146 209V210H147ZM218 210V208H216ZM227 209L225 210L227 212ZM232 209V208H231ZM234 209V208H233ZM240 209V210H242ZM100 211H103V209H99ZM114 210V209H113ZM117 210V209H116ZM130 210V209H129ZM137 210V209H135ZM134 210V211H135ZM142 211H144L143 209H141ZM141 210H137V211H140ZM250 210V209H249ZM104 211V212H106ZM119 211V210H118ZM125 212V210L123 209L121 212ZM128 211V210H127ZM127 211H126V214H127ZM132 213V211L129 212V215L132 216V214H137V211ZM198 211V212H199ZM205 211V212H206ZM211 212V210H209ZM215 211V210H213ZM213 211L211 213H213ZM219 211H222L223 210H219ZM243 211V210H242ZM241 211V212H242ZM253 211V210H252ZM258 211V210H257ZM83 212V211H82ZM81 212V213H82ZM96 212V211H95ZM103 212V213H104ZM123 212V213H124ZM145 212V211H144ZM194 212V210H193ZM196 212V210H195ZM193 213L194 215L196 213ZM204 212V211H203ZM208 212V211H207ZM206 212V213H207ZM218 212V211H217ZM216 212V213H217ZM218 213V216L220 214L221 216V213ZM229 212V211H228ZM233 212V211H232ZM230 212V213H232ZM238 211H236L235 213H237ZM249 212V211H248ZM251 212V211H250ZM256 213V211H254ZM98 213V212H97ZM101 212H99L100 214ZM115 213V211H114ZM142 213V212H141ZM141 213H139L141 215ZM148 213V212H146ZM184 213L187 214L188 217H185L183 216ZM189 213V215H188ZM203 214L201 212V215L200 216H203L205 215V217L207 219H209L211 215L208 216V214ZM210 213V214H211ZM214 212V216L216 214ZM225 213V212H223ZM245 213V212H244ZM258 213V212H257ZM256 213V214H257ZM260 213V212H259ZM263 213V212H261ZM113 214V213H112ZM118 214V212H117ZM145 214V213H144ZM144 214H142L144 216ZM183 214V215H182ZM198 214V213H197ZM196 214V215H197ZM203 214V215H202ZM238 214V213H237ZM243 214V212H242ZM246 214V213H245ZM245 214L240 215L238 214L236 217H235V214L233 213V217H235L237 220L239 219H242V220H239L240 222H236V226L235 228H233L234 232H235V229L237 227V225L239 223H243L244 224V221L245 222H248L247 220H252L250 217V219L247 218V216H245ZM253 214V213H252ZM251 214V215H252ZM264 214V213H263ZM261 214V215H263ZM83 215V214H81ZM96 215V214H95ZM98 215V214H97ZM114 215V214H113ZM139 215V216H140ZM141 215V216H142ZM146 215V214H145ZM195 215V216H196ZM199 215V214H198ZM207 215V216H206ZM228 215V214H227ZM260 215V214H259ZM259 215L257 216V218L259 217ZM85 216V215H84ZM88 216V215H87ZM92 216H94V214H92ZM91 215H89V217H92ZM99 216V215H98ZM96 216V219L97 217ZM110 216V215H108ZM116 216V214H115ZM113 216V217H115ZM121 216V215H120ZM123 216V214H122ZM125 216V215H124ZM128 215H126L125 217H127ZM137 216V215H136ZM140 216V217H141ZM192 216V215H191ZM195 216H193V218H195L194 220L196 219H199V218H196ZM217 214H216V217H218ZM229 218H230V214L228 215ZM243 216V218H241ZM245 216V217H244ZM68 217V216H67ZM105 217V216H104ZM125 217H120V219L128 222L129 219L128 217L125 218ZM135 217V215H134ZM138 217V216H137ZM149 216H146L145 218H147ZM204 217V216H203ZM215 217V218H216ZM238 217V218H237ZM264 217V216H263ZM263 217H261L263 219ZM66 218V217H65ZM88 218V217H87ZM95 218V217H94ZM109 218V217H108ZM112 217H110L108 219L111 220ZM130 218V217H129ZM136 218V217H135ZM142 218V217H141ZM190 218V219H188ZM201 218V217H200ZM213 218V219H215ZM222 218H224L222 216ZM228 218V217H227ZM227 218H225L223 221H226L227 222ZM255 218V220L257 219ZM69 219V218H68ZM92 219V218H91ZM103 219V217H101V220ZM105 219V218H104ZM118 219V221L121 222V220ZM128 219V221H127ZM132 220L134 218H131ZM138 219V218H137ZM137 219H135V221H137ZM144 219V218H143ZM204 219L203 220V223L205 222V218H202ZM218 220L217 221H220L219 218H217ZM70 220V219H69ZM69 220L66 219V222H68ZM98 220V219H97ZM114 220V219H113ZM131 221V223H133ZM139 220V219H138ZM148 220V218H147ZM201 220V219H199ZM197 220V223H200V221ZM254 220V216H253V222L255 221ZM260 220V219H259ZM264 220V219H263ZM263 220H260V227H262V221ZM49 221V220H48ZM58 221V219H56V222ZM64 221V220H63ZM74 220L70 221V222H73ZM90 221V220H89ZM93 221V219L91 220ZM108 221L106 223H108ZM129 221V222H130ZM142 221V220H141ZM140 221V222H141ZM199 221V222H198ZM214 222V220H212ZM216 221V219H215ZM222 221V220H221ZM231 221V219L229 220ZM228 221V222H229ZM233 221V220H232ZM243 221V222H241ZM54 222V221H53ZM60 222V221H59ZM62 222V221H61ZM87 222V220L85 221ZM96 222V221H95ZM103 222H105L103 220ZM140 222H138L140 225ZM150 222V220L148 221ZM177 222V221H176ZM179 222V221H178ZM209 222V221H208ZM226 222H224L223 224H225ZM235 222V221H234ZM257 221V223H259ZM264 222V221H263ZM33 225L35 222H32ZM65 223V221H64ZM76 223V222H74ZM94 223V222H93ZM110 223V221H109ZM115 223H116V220H115ZM124 223V222H123ZM151 223V222H150ZM180 223V222H179ZM202 223V222H201ZM200 223V224H201ZM202 223V224H203ZM211 223V221L209 222ZM218 223V222H217ZM230 223V222H229ZM232 223V222H231ZM37 224V223H36ZM45 224V223H44ZM43 224V225H44ZM51 224V223H49ZM53 224V223H52ZM51 224V225H52ZM56 224V223H55ZM59 224V223H58ZM63 224V223H62ZM61 224V225H62ZM90 226H92V222H90ZM95 224V223H94ZM93 224V225H94ZM98 224V223H97ZM119 224V222H118ZM145 224V221L144 223ZM149 224V223H148ZM147 224V225H148ZM175 224V223H174ZM172 224V225H174ZM184 224L183 227H184ZM187 224V225H186ZM206 222L203 224L205 225ZM208 224V223H207ZM206 224V225H207ZM212 224V223H211ZM216 224V223H214ZM214 224H212L213 226H215ZM249 224V223H248ZM33 225H26V226H32ZM50 225V226H51ZM120 226L122 225L119 224ZM126 225V224H124ZM128 225V224H127ZM131 225V224H130ZM135 225V224H134ZM152 225V224H151ZM150 226V228H148V230H152L153 228H151L152 226ZM162 225V226H163ZM178 225V224H177ZM181 225V226H182ZM197 225V226H196ZM201 225V226H203ZM228 225V224H227ZM232 225V224H230ZM247 225V224H246ZM253 226V224L250 223L249 228L250 226ZM257 226V224H255ZM258 225V226H259ZM41 226V225H40ZM49 226V225H48ZM47 226V227H48ZM49 226V227H50ZM82 226V225H81ZM89 226V225H88ZM96 225H94L93 227L95 229H97L96 227L99 226V224L95 227ZM112 226V224H111ZM116 226V225H115ZM119 226V227H120ZM159 226V225H158ZM170 226V225H168ZM168 226L166 227V229H168ZM199 226V228L201 227ZM209 227H211L210 225H208ZM208 226H207V229L206 227H201L203 228L204 230L206 229L207 232H208ZM212 226V227H213ZM219 226V223L218 225H216V227ZM222 226V225H221ZM226 226V225H224ZM30 227V228H32ZM46 227V226H45ZM46 227V228H47ZM48 227V228H49ZM53 227V226H52ZM57 227V226H56ZM66 227V226H65ZM64 227V229H65ZM87 227V226H85ZM92 227V228H93ZM104 227V226H102ZM114 227V226H113ZM117 227V226H116ZM130 227V226H129ZM139 227V226H138ZM160 229H162L161 226H159ZM163 226V228H165ZM173 227H176V226H173ZM179 227V226H178ZM177 228H174L173 230L175 229H178ZM216 227H214L213 231L216 229ZM243 227L245 228V225H243ZM20 228V227H19ZM28 227V229H30ZM46 228H45V232H46ZM59 228V227H58ZM67 228V227H66ZM71 228V227H70ZM83 228V227H82ZM89 228V227H88ZM101 228V226H99V229ZM105 228V227H104ZM118 228V227H117ZM124 228V227H123ZM133 228V227H132ZM136 228V226H135ZM140 228V227H139ZM143 228V227H141ZM147 228V226H146ZM155 228V227H154ZM185 228V227H184ZM223 228V227H222ZM232 228V227H231ZM238 228H242L241 226H238ZM248 228V229H249ZM253 228V227H252ZM7 229V231H5ZM18 229V228H17ZM37 229V228H36ZM35 229V230H36ZM41 229V228H40ZM44 229V228H43ZM42 229V230H43ZM51 228H49L50 230ZM54 229H55V226H54ZM63 229V230H64ZM69 229V227L67 228ZM94 229V230H95ZM122 228L120 227V230ZM131 229V228H130ZM129 229V230H130ZM134 229V228H133ZM157 229V228H155ZM189 230H186V231H190ZM212 229V228H211ZM210 229V230H211ZM219 229V228H218ZM221 229V227H220ZM226 229V227H225ZM247 229V226L246 228ZM251 229V228H250ZM262 229V228H261ZM264 229V227H263ZM21 230V229H20ZM22 230H24L22 228ZM66 230V229H65ZM70 230V229H69ZM78 230V229H77ZM85 230V229H84ZM89 230V229H88ZM87 230V231H88ZM92 229L90 228V231ZM102 231V229H100ZM100 230L99 233L101 232ZM106 230V228L104 229ZM103 230V232H104ZM114 230V229H113ZM112 230V231H113ZM171 230V229H170ZM181 230V229H179ZM178 230V231H179ZM185 230V229H183ZM202 230V229H201ZM203 230V231H204ZM210 230H209V233H210ZM228 231L230 229H227ZM232 230V229H231ZM5 231V232H4ZM25 231H28V230H25ZM38 231V229H37ZM56 231V230H54ZM75 231V230H74ZM79 231V230H78ZM78 231H75V232H78ZM86 231V230H85ZM86 231V232H87ZM97 231V230H96ZM116 231V230H114ZM118 231V230H117ZM128 231V230H127ZM144 231V230H143ZM148 231V232H149ZM155 231V230H154ZM159 231V228L158 230ZM176 231V230H175ZM174 231V232H175ZM177 231V233H178ZM182 231V230H181ZM220 231H223L220 230ZM225 233L227 232L226 230H224ZM239 230L237 229L236 233L232 234V235H235L237 236V232ZM242 231V229L240 230ZM248 231V230H247ZM263 231V230H262ZM16 232V230L14 231V233ZM22 232V231H21ZM30 232V231H29ZM74 232V234H75ZM89 232V231H88ZM94 232V231H93ZM121 232V231H120ZM139 232V231H138ZM147 232V231H146ZM145 232V233H146ZM147 232V233H148ZM156 232V231H155ZM172 232V231H171ZM170 231L168 233H171ZM180 232V231H179ZM197 232V233H196ZM202 232V231H201ZM207 232H205V234H208ZM218 232V231H217ZM230 232V231H229ZM12 233V232H11ZM18 233V232H17ZM16 233V234H17ZM23 233V232H22ZM32 235V237L36 236V235H33L32 231L30 232ZM49 233V231H48ZM57 233V232H56ZM60 233V232H59ZM80 233V231H79ZM78 233V234H79ZM95 233V232H94ZM106 233V231H105ZM119 233V232H118ZM122 233V232H121ZM126 233V230L124 232V235H126V238L130 235V232H127L129 233V235L127 236ZM143 233V232H142ZM141 233V236H135L134 239L136 237H140V240L142 241H146V239L143 240V238H141L144 234ZM158 233V232H157ZM156 233V234H157ZM167 233V234H168ZM189 233V232H187ZM204 233V232H203ZM213 233V232H211ZM215 233H216V230H215ZM213 233V234H215ZM223 233V232H222ZM221 233V234H222ZM224 233V234H225ZM242 233V232H240ZM262 233L261 235H263V232H260ZM259 233V234H260ZM15 234V235H16ZM25 234H29V233H25ZM37 234V233H36ZM45 234V233H44ZM42 233V235H44ZM52 234V233H51ZM49 234V235H51ZM54 234V233H53ZM61 234V233H60ZM64 233H62V237L64 236L63 235ZM69 234V233H68ZM66 234V235H68ZM73 234V233H72ZM85 234V233H83ZM89 234V233H87ZM91 234V233H90ZM102 234V233H101ZM108 234V233H106ZM112 235L114 234L113 232L111 233ZM134 234V233H133ZM137 234V233H136ZM159 234V235H158ZM157 235L160 236L161 234L158 233ZM217 234H220L217 233ZM227 234V233H226ZM225 234V235H226ZM229 234V233H228ZM239 234V233H238ZM248 234H251L250 237L252 236V232L251 233H248ZM10 235V234H9ZM18 235V234H17ZM16 235V236H17ZM21 235V234H20ZM19 235V236H20ZM29 235V236H30ZM40 235V234H39ZM41 235V236H42ZM82 235V233H81ZM100 235V234H98ZM116 232H115V235L116 236ZM139 235V234H138ZM147 235V234H146ZM145 235V236H146ZM180 235V233H179ZM212 235V234H211ZM216 235V234H215ZM254 235H256L255 233L253 234V237ZM38 236V235H37ZM45 236H47L45 234ZM69 236V235H68ZM67 236V238H68ZM97 234L93 237L91 236L90 238H88V240L90 241H87L86 244H82L83 246H77V241L72 244L71 242V246L68 244V249L67 251H71L70 254H72V252H77V254L79 255L78 258H73L75 257V253H73L74 255L71 257L73 259L76 260V263L77 264H82L81 262L82 261H79V257H81V260L84 259V257H97V255H99V253L101 252L98 251L101 245V243L99 244L98 242V246H94L92 244V239L96 238ZM104 236V235H103ZM108 236V235H106ZM114 236L112 237H109L110 239L111 238H114ZM120 236H122L120 234ZM148 236V235H147ZM157 236V237H158ZM174 236V235H173ZM194 237V235H192ZM200 237L198 238H201V240L203 239L204 242L202 241L201 243H203L205 245V241L208 240V239H204L203 238V235L201 237V234L199 235ZM207 236V235H206ZM209 236V235H208ZM207 236V237H208ZM214 236V235H213ZM218 236V235H217ZM215 236V237H217ZM221 235H219L220 237ZM227 236H230L229 235H226L225 237ZM245 236H248V235H245ZM12 237H13V233H12ZM32 237H30L32 239ZM40 237V236H39ZM38 237V238H39ZM44 236H42L43 238ZM65 237V236H64ZM64 237L61 238L64 240ZM82 237V236H81ZM122 237H125V236H122ZM121 237V238H122ZM184 238L186 237L185 235L183 236ZM188 240L190 239L191 236H189L188 234ZM192 237V238H193ZM212 237V236H211ZM225 237L223 236L222 238L225 239ZM234 238V236H232ZM256 237H259L258 235ZM255 237V238H256ZM263 236H261V239H262ZM26 238V236L24 237V239ZM29 238V239H30ZM37 238V239H38ZM56 238V237H55ZM59 238V240H61ZM79 238V236H78ZM83 238V237H82ZM100 238V237H99ZM107 238V237H106ZM117 238V237H116ZM132 238V237H131ZM130 238V240H131ZM145 238V237H144ZM150 239V237H148ZM147 238V239H148ZM153 238V237H152ZM156 238V237H155ZM174 238V237H173ZM172 238V239H173ZM191 238V239H192ZM228 238H231V237H228ZM227 238V240H228ZM232 238V239H233ZM239 238V237H237ZM247 238V237H245ZM252 238V237H251ZM260 238V237H259ZM34 239V238H33ZM40 239V238H39ZM38 239V240H39ZM47 238H45L44 240L46 241ZM49 239V238H48ZM76 239V237H74V240ZM108 239V238H107ZM120 239V238H119ZM128 239V238H127ZM126 239V240H127ZM159 239V238H158ZM162 239V237H161ZM164 239V238H163ZM170 240H172L171 238H169ZM190 239V240H191ZM194 239V238H193ZM192 239V240H193ZM196 239V238H195ZM217 239V238H216ZM219 239V238H218ZM217 239V240H218ZM232 239H229L228 240V243H225L226 244H229V241ZM235 239V238H234ZM241 239V238H240ZM239 239V240H240ZM244 239V238H243ZM242 239V240H243ZM248 239V238H247ZM257 239V238H256ZM259 239V240H261ZM43 240V239H42ZM54 240V239H53ZM58 239H56L57 241ZM69 240V239H67ZM70 240H71V237H70ZM69 240V241H70ZM78 240V239H77ZM87 240V239H86ZM103 240H105L103 238ZM122 240V239H121ZM125 240V239H124ZM124 240H122L124 242ZM129 240V239H128ZM127 240V241H128ZM138 240V239H137ZM136 240V241H137ZM165 240V239H164ZM191 240V241H192ZM209 240H212L211 238ZM215 240V239H214ZM221 239H219L220 241ZM237 239V244L236 242L232 245V242H230L231 244L227 245L225 244V246L223 247H227L225 249H223V247L221 248L219 244H222V243H219L218 246L219 248H217V245H210L208 244V241H206L207 245L204 246L203 244L200 243V241H198L199 243L197 244H200L199 245H195L194 244V241H197V240H194L191 244L189 241L186 242V244H180V246L178 247L177 244L176 246V249H171L173 246L172 243H169V244H172V245H169L171 248V251H167L164 253V255L169 252L170 256H176L178 257L177 260H173V259H170L169 260V263L168 264H182V262H184V257L185 258H191L194 263L197 262L196 264L198 263H201V264H212V261H215L216 259L219 260L222 264H235L234 262H249L251 261L254 257V256H250V255H253L251 252L253 251H250V255L248 257V246L249 244L247 243V241L249 240H245V241H242V244L238 243L239 241ZM255 240V239H254ZM41 241V239H40ZM44 241V242H45ZM73 241V239H72ZM81 243H82V240H80ZM79 241V242H80ZM85 241V239L83 240ZM112 241H115L114 239H112ZM121 241V242H122ZM155 241V240H153ZM163 241V240H162ZM169 241V240H168ZM213 241V240H212ZM216 241V240H215ZM215 241L213 244H215ZM218 241V242H219ZM253 241V239H252ZM256 242H258V239L255 240ZM263 241V240H261ZM25 242H28L26 239H25ZM31 242V241H29ZM28 242V243H29ZM36 242V241H35ZM43 242V241H41ZM55 242V241H54ZM62 242H65L62 241ZM68 242V241H67ZM78 242V243H79ZM97 242V241H96ZM101 242V241H100ZM105 242V241H103ZM107 242V241H106ZM119 241L116 240V244H119L117 243ZM126 242V241H125ZM140 242V241H139ZM165 242V241H164ZM175 242H178L177 240ZM181 242V241H179ZM216 242V244L218 243ZM234 242V241H233ZM18 243V242H17ZM32 243V242H31ZM39 243V241H37V244ZM47 243V242H46ZM53 243V242H51ZM57 244V242H55ZM69 243V242H68ZM130 243H133L132 240ZM151 244V240L150 242H148ZM156 243H159L160 244V241H156ZM166 243V242H165ZM166 243V244H167ZM182 243V242H181ZM184 243V241H183ZM188 243V244H187ZM251 243V242H250ZM260 243V241H259ZM262 243V242H261ZM35 244V243H34ZM45 244V243H44ZM42 244L43 246H47V244ZM54 244V243H53ZM52 244V245H53ZM67 244V243H66ZM92 244V245H91ZM105 245L104 246H107L108 244L107 243H104ZM115 244V242H114ZM116 244L114 246H116ZM122 244V243H121ZM124 244V243H123ZM122 244V245H123ZM140 243H138L137 245H140ZM145 244V243H144ZM154 244V243H153ZM164 244V243H163ZM163 244L162 245V248H163ZM212 244V242H211ZM252 245H257V243H254L253 242L251 243ZM264 244V243H263ZM24 245V244H23ZM26 245V244H25ZM41 245V244H40ZM41 245V246H42ZM60 245V243L58 244ZM79 245V244H78ZM111 245V244H109ZM120 245V246H122ZM127 245V243H126ZM125 245V246H126ZM136 245V247H138ZM146 245V244H145ZM152 245V244H151ZM155 245V244H154ZM157 245V244H156ZM175 245V244H174ZM203 245V246H201ZM223 245V244H222ZM251 245V246H252ZM255 245H254V248H255ZM1 246V245H0ZM30 246V245H28ZM33 246V244L31 245ZM40 246V247H41ZM45 246V247H46ZM57 246V245H56ZM61 248H62V244L60 245ZM102 246V245H101ZM124 246V245H123ZM124 246V247H125ZM160 246V245H158ZM158 246L152 247V249L150 251H146L148 252L149 254V259L148 260H152L155 261L154 259H157L156 261V264L157 262L161 261V259L158 260L157 258V254H159L161 251H162V248H158ZM169 246L167 247L168 250L169 249ZM216 246V247H215ZM230 246V247H229ZM256 246V248H257ZM25 247V246H24ZM34 247V246H33ZM39 247V248H40ZM45 247H41V249L43 250V252L47 251L45 250ZM54 247H55V244H54ZM110 247V246H109ZM108 247V248H109ZM113 247V246H112ZM130 247V246H129ZM128 247V248H129ZM132 247V246H131ZM130 247V248H131ZM135 247V246H133ZM144 247H148V245L144 246ZM253 247V246H252ZM260 248L263 246H259ZM2 248V247H1ZM30 248V247H29ZM48 248V247H47ZM61 248L58 246L57 248H52L51 246V249H53V253L55 254H59L57 253L58 250H61ZM122 248V247H121ZM251 248V247H250ZM261 248V249H262ZM11 249V248H10ZM23 248L21 247V250ZM37 249V248H36ZM80 249V251H79ZM105 249V248H104ZM115 249V250H114ZM112 250V252H114L116 254L117 257H114L112 259L114 260H117L118 262H120V264H125L131 261V258L127 255V253L129 254V252L127 250H123L122 249H116V247ZM160 249V252L158 251ZM166 249V248H165ZM222 250L223 249V253L221 255V251L219 252V250ZM261 249H258V250H261ZM20 250V249H19ZM24 250H27L26 247L25 249H23L22 251ZM65 246H64V249H63V253L65 254H62V256L66 255L67 251H65ZM132 250H135V249H132ZM132 254L134 251H132ZM244 250H248L247 251V256H244L242 253L244 252ZM256 249V251H258ZM264 250V248L262 249ZM10 251V250H9ZM34 251V249L32 250ZM38 252H42L39 250H37ZM108 251V250H107ZM127 251V252H126ZM139 251V250H138ZM145 251V250H142V252ZM159 252V253H156V252ZM162 251V252H163ZM255 251V249H254ZM255 251V252H256ZM17 252V251H16ZM19 252V251H18ZM29 253L31 251H28ZM49 252V251H48ZM47 252V253H48ZM62 252V251H61ZM130 252V253H131ZM246 252V251H245ZM244 252V253H245ZM253 252V253H255ZM261 253L262 254H259L260 256L264 254V251H258L257 253ZM13 253V252H12ZM11 253V254H12ZM20 253V252H19ZM25 253V251H24ZM23 253V254H24ZM34 253H37V252H34ZM46 253V252H45ZM106 253V252H105ZM105 253H103L105 255ZM111 253V252H109ZM137 255L138 253L135 252ZM145 253V252H144ZM220 253V254H219ZM10 254V255H11ZM15 254V253H14ZM12 254V255H14ZM31 254V253H30ZM38 254V253H37ZM36 254V255H37ZM102 254V253H101ZM100 255V256H103ZM108 254V253H107ZM113 254V253H112ZM131 254V255H132ZM141 256L144 255L145 257V254L143 253H139ZM162 254V253H161ZM168 254V253H167ZM166 254V255H167ZM17 256V260L18 258H20V256L18 257V255H21L20 254H16ZM32 255H33V252H32ZM31 255V257H32ZM69 255V254H68ZM139 255V256H140ZM160 255V254H159ZM162 255V256H164ZM242 255L244 257H242ZM255 255V254H254ZM257 255V256H259ZM22 256V255H21ZM26 256V255H25ZM47 256V255H46ZM58 256V255H57ZM62 256L59 254L58 258H62ZM70 256V255H69ZM68 256V257H69ZM160 256V257H162ZM215 258H212L214 257ZM5 257V256H4ZM13 257V256H12ZM10 257V258H12ZM30 257V256H29ZM27 257V259L29 258ZM34 257V256H33ZM37 257V256H36ZM53 257V256H52ZM67 257V255H66ZM65 257V258H66ZM99 257V256H98ZM97 257V258H98ZM105 257V256H104ZM107 257V256H106ZM134 257H137V256H134ZM143 257V256H142ZM147 257V256H146ZM145 257V258H146ZM159 257V256H158ZM168 257V256H167ZM242 257V258H241ZM252 258L251 260H248V258ZM262 257V256H261ZM3 259V257H1ZM0 258V259H1ZM24 258V256H23ZM23 258H20V259H23ZM45 259V257H43ZM54 258V257H53ZM72 258H69V259H72ZM141 258V257H140ZM154 258V259H153ZM164 258V257H163ZM258 258V257H256ZM1 259V260H2ZM14 259V257H13ZM11 259V260H13ZM16 259V258H15ZM25 259V258H24ZM35 259V258H34ZM38 260V258H36ZM35 259V260H36ZM55 259V258H54ZM53 259V260H54ZM57 259V260H59ZM64 259V257L62 258ZM68 259V258H67ZM65 259V260H67ZM106 259V258H105ZM135 259V258H134ZM133 259V260H134ZM137 259L139 258H136L135 260L138 261ZM242 259H244L242 261ZM255 259V257H254ZM260 258L257 259V261H259ZM262 259V258H261ZM0 260V262H1ZM5 260V258H4ZM4 260H2L1 263L4 264ZM32 260V259H31ZM34 260V261H35ZM36 260V261H37ZM40 260L42 261L43 259L40 258ZM52 260V263H54V261ZM91 260V259H90ZM104 260V259H103ZM109 260V259H108ZM107 260V261H108ZM134 260V261H135ZM231 260V262H229ZM256 260V259H255ZM264 260V259H263ZM9 261V260H8ZM16 261V260H15ZM23 261V260H22ZM70 261V260H69ZM68 261V262H69ZM85 261V260H84ZM83 261V262H84ZM100 261V260H98ZM106 261V260H105ZM135 261V262H136ZM146 261V259L144 260ZM190 261V260H189ZM14 262V261H13ZM18 262V261H17ZM25 262V261H23ZM21 262V263H23ZM32 262V261H31ZM30 262V263H31ZM47 262H48V259H47ZM56 262V261H55ZM73 262V260H72ZM87 262V260H86ZM90 262V261H89ZM95 262V261H94ZM114 263V261H112ZM117 262V263H118ZM135 262H133L135 264ZM140 262V260H139ZM252 262V261H251ZM6 263V262H5ZM28 263V262H27ZM28 263V264H30ZM34 263V262H33ZM32 263V264H33ZM46 263V262H45ZM51 263V261H50ZM51 263V264H52ZM57 263V262H56ZM75 263V262H74ZM108 263V262H107ZM109 263H111L109 261ZM141 263V262H140ZM145 264V262H143ZM142 263V264H143ZM155 263V262H154ZM161 263V262H160ZM12 264V262H11ZM15 264V263H14ZM49 264V263H48ZM60 264H66L64 262H60ZM71 264V262L69 263ZM85 264V263H84ZM90 264H93L92 261ZM98 264V263H96ZM138 264V262H137ZM159 264V263H158ZM193 264V263H192ZM238 264V263H237ZM240 264V263H239Z\"/></svg>","mask_w":264,"mask_h":264},{"label":"rangeland","instance_id":"374dc122","mask_svg":"<svg viewBox=\"0 0 264 264\" xmlns=\"http://www.w3.org/2000/svg\"><path fill=\"white\" fill-rule=\"evenodd\" d=\"M261 62H262V61H261ZM261 62L258 61V64L261 63ZM262 63L264 64V62H262ZM258 64H257V65H258ZM263 64H262V65H263ZM262 65H261V66H262ZM263 66H264V65H263ZM259 67H260V66H257V71H258V68H259ZM262 68H263V67H262ZM262 68H261V73H258V72L255 70L256 72L253 73V74H255V76H254V75L251 73V72H254V70H253L254 68L252 67V70H253V71L250 70L251 72L248 71L247 73H249V74L251 73L253 77H257V75L260 74V77L258 76V78H255V80H253V79H252L253 77H252L251 75H250V76H251L252 78L249 77V74H246V75H248L247 77L250 78L251 80L249 79V81H247L248 79H247V77H246V80H245L244 84L241 85V86H243L245 89H246L247 87H248V88L250 87V88H249L250 91H251V88H253V89H252L253 92H252V91H251V92L248 91V88H247V90H245L244 88H242L241 86H239L240 84H239V85L237 84V83H239V82H238V81H235V79L237 78V75L234 74L235 76L233 75V76L231 77V75H232L233 73H232L231 75H229V74H227V72H226L227 70L224 71V72H226V73H225L226 75L223 74L225 77L222 75L220 81L218 80L217 83H215V84L213 83V84H212V83L207 82V84L209 83L208 86L212 88V89L210 88L212 91H215V92H217L216 90H218V91L220 90V91H221V88L218 89V86H221V87H222V92H223V93L226 91V92L224 93V95L221 96V97H224V96L226 97V99L224 100L225 102H227V103H231V101L235 100L234 103H238V104H240L241 101H243V102H242L243 105L246 104L247 107H245V106H244V108H243V107H240V112H242L241 109L243 108V112L246 111L247 113H245V112H244V113H245L247 116H246L245 114H243V113H242L243 116H242V114H241V115H238V114L236 115V114H234V115H235V116H234V115H228L226 112H220L221 114H220L219 112H217V111H216V114L211 113V112H208L205 108H203V105H201L202 103H204V102H202L204 98L202 99V98L199 97V96H198V98L193 96L194 99H198V100H194V101H197V102H194V101H193V103H192V100H193L192 94H191V95H188V96H186V97H184V99L186 98V99H185L186 102H188L187 100H190V101H189V105H190V106L187 105L186 107H183V108H179V107L177 108V107H176L177 102L184 101L183 99H181L182 97H180V96H184V95L187 94V93H188V94L191 93L190 91H193L192 88H194V87H196V86H201V85H203V83H201L202 80H201V81L199 80V79L201 78V76H198V75H201V72H200V74H199V72H196V71H194L193 69H191L193 73L190 72V74H188L190 69H189V70H186L187 73H186V71L184 70L185 73H184L183 75H181L183 72H179V74H178V72H177V71H174V70H172L173 72H172L171 70H164L163 72L161 71V72H159L160 74H159V73L155 74L156 77H155L154 75H147V76H149V78H148V77L145 75V77H144L143 79H141V80H137L136 83H137L138 85H139V84L141 85V84L143 83V84H142V87L149 88V89H150V92H151V91L154 92V93L151 92V94H150V101H148L149 99H147V98H144L143 102H142L141 100H140V101H141V102H140L138 99H136V100H132L133 102H132L131 100H128L129 102L126 101L128 104L125 102V103H126L125 105H124V103H122L121 106H120V107L122 108V111H121V112H123V114H125L123 117H126L128 114L131 115V111H132V113L135 114L134 116L136 117V120L142 122V120H144V119H143V114H141V115H142V117H141V115L138 114V113H142L143 110L145 111V110H147V108H151V107H150L151 105H150L148 102H152V103H153V102L155 101L156 103H155V102H154V103L156 104V108H157V106H158V108H159L158 111H161V113L158 112V114H159L160 116H161V115L164 116V117H163V116H161V117H157V118H159V121H158L159 123L157 122V125H155V126H154L153 124H151L152 126L149 125L148 127H146V124H145V122H144V123H143L144 125L141 124V126L139 127V129H141V131H139V133H140V132H143V133H144V130H145V131L147 130V131L145 132L146 135L148 134L147 136H151V133H152V132H150V131H154V132H155V131H156V132L160 131V132H158L159 134L157 133L158 136H157V138H155V140H154L155 142H154V143H155V145H156L157 143L160 144V145H159V148H162V149H160V152H157V156L155 155V157L153 158L154 160L152 159L153 161L156 162L155 164L158 166V168L156 167L155 164H154V166H152L151 164H149V163L147 164V163H146V165H145L144 168H143V165H142V164L139 165L138 163H135V166H136V164H137L136 167H138V165H139V167H138L139 170H142L143 172H147V171H149L150 175H152L153 177H150L149 174H148V176H144V177H142V179H140V182H128V184H127V190H129L130 188H132V189H130V190H132V191H134V193H136L137 190H138V191H141V190L143 189L142 187H144V189H145L146 187H147V189H149L151 183H152V184H156V185H158V184H160V181H159V180L161 179V177L164 178L165 173H166L165 177L167 176V174H168V175H169V174L172 175V173H175V174H173L172 176L175 177V179H174V177H173V179L176 180V182H177L178 180H181L182 178H183L182 181L185 180V182H186V180H187L188 182H186V184H185L186 187H185V186L182 187V186H179V185H178V187H181L180 189H183L184 192L182 191L183 193L180 194V189L177 187V188H175L174 192L170 194L169 198L171 197V195L174 194V197H173V198H175V200L172 199V197L170 198V199H172L173 201H178V202H180V201H182V199H183V201L180 203L181 206L184 205L183 208H185V207H187V206L191 207V206H193V204H194V206H193L194 208L191 207L190 210L188 211V212L192 213V214H191L192 216L189 215V213H188L189 217L191 218V219H190V218H188V219L193 220V221H194L196 224H198L199 226L203 225L205 222H206V224L208 223L207 225L205 224V225L201 226V227H204V228L206 227V229H207V226H208V225L211 226V227L208 226V229H209V230L212 228V229L210 230V233H209V230H208V232H207L206 229L204 230L203 228H201V227L199 228V226L196 225L197 228H198L196 231H200L201 237H202V235H203V238H204L205 240L208 239V240H206V241H208V244H210V245H212V246L217 245V248H219L218 244L223 242V243H222L223 245H222V244H219L220 247L222 248L223 246H225L226 243H228V240H229V239H232V238H233L232 236H234V238H235V239L233 238L232 241H231V240L229 241V244H231L230 242H232V245L237 241V239L239 240V239L241 238V239L238 241L239 244H240V243L242 244V241H245V240H248V239H249V240L247 241V243L249 244V246H248V250H249V252H248V257H249V255L252 253L253 255H250V256H251V257L254 256L256 260L254 259V257H252L253 259H252L251 257H250V258L246 257V258H248V260H251V259H252V260H251L252 262H251V261H249V262H244V261H243L244 259H242V261H243L242 263H241V262H236V261H235V262H234L235 264H237V263H238V264H239V263H240V264H264V260H263V259H264V254L261 255V256H262V257H261L259 254H262V252H261V253H260V252L257 253L258 251H264V250H262V249L264 248V244H263V243H264V229H263V227H264V222H263V221H264V220H263V219H264V217H263V216H264V214H263V213H264V196H262V195H264V193H263L264 190H261V187H262V185L264 184V183H262V182H264V141H262V139H261L262 137H263V139H264V135L262 136V133L264 132V131H263L264 129H261V130L259 129L260 132L262 131L261 133L258 131V128H259V127L261 126V124H262V123H261V121H262L261 119H264V117H263V116H264V111H263V110H264V96H263V94H264V83H263V82H264V81H262V80H264V79H262V78H264V77H263V76H264V75H263V74H264V71L262 70ZM262 71H263V72H262ZM194 72H195V74H194ZM232 72H235V71H232ZM259 72H260V70H259ZM174 73H175V74H174ZM196 73H197V74H196ZM257 73H258V74H257ZM193 74H194V76H193ZM175 75H176L177 77L180 76L178 79L176 78V79L178 80V81H176V84L178 83L177 85H178L179 87H178V86L175 84V82L173 81ZM186 75H187V76H186ZM188 75H190V81L188 80V77H189ZM261 75H262V76H261ZM183 76H184V77H183ZM191 76H192V78H191ZM197 76H198L199 78H198ZM227 76H230V77H227ZM186 77H187V78H186ZM222 77H223V79H222ZM234 77H236V78H234ZM161 78H163V79H161ZM225 78H226V79H225ZM230 78H231V79H230ZM232 78H233V79H232ZM260 78H261V80H260ZM145 79H146V80L148 79L149 81L147 80V82H145V81H146ZM182 79H184L185 81H182ZM191 79H193V80H191ZM197 79H198L199 81H198ZM228 79H229V81H228ZM256 79H257V80H256ZM153 80H154V81H153ZM187 80H188V81H187ZM209 80H211V79H209ZM236 80H237V79H236ZM259 80H260V81H259ZM139 81H140V82H139ZM171 81H172L173 83H171ZM180 81H181L182 83H181ZM186 81H187V82H186ZM191 81H193L195 84H194L193 82H191ZM197 81L200 82V83H197ZM221 81H222L223 83H220ZM225 81H227V82H225ZM231 81H232L233 83H232ZM121 82L123 83V82H125V80H123V81H121ZM138 82H139V83H138ZM150 82H151V83H150ZM153 82H154V83H153ZM179 82H180L182 85H183V84H184V85H183V86L180 85ZM183 82H184V83H183ZM202 82H203V81H202ZM215 82H216V81H215ZM235 82H236V83H235ZM185 83H186V84H185ZM188 83H189V84H188ZM218 83H219V84H218ZM226 83H227V85H225ZM228 83H229V84H228ZM230 83H231L232 85H231ZM146 84H147V85L149 84V87H147ZM150 84H151V85H150ZM152 84H153V85H152ZM170 84H171V85H170ZM174 84H175V85H174ZM187 84H188V85H187ZM190 84H191V85H190ZM199 84H200V85H199ZM217 84H218V85H217ZM234 84H237V85H234ZM145 85H146V86H145ZM156 85H157V86H160V87H155ZM161 85H162V86H161ZM168 85H169V87H168ZM172 85H173L174 88L171 87V90H170V86H172ZM214 85H215V87H216L217 89L214 87ZM248 85H249V86H248ZM151 86H152V87H151ZM153 86H154V88H155L154 90L152 89ZM189 86H190V87H189ZM205 86L207 87V85H205ZM246 86H247V87H246ZM251 86H252V87H251ZM175 87H177V89H176ZM213 87H214V88H213ZM223 87H225V88H223ZM228 87H229V88H228ZM231 87H232V88H231ZM235 87H236V88H235ZM237 87H238V88H237ZM156 88H157V89H156ZM159 88H160V90H158ZM166 88H167L166 91H167L170 95H171V94H172V95L174 94V95H173V97H175L174 99H171V98H173V97L170 96V95H168V93L165 91ZM178 88H179V89H178ZM227 88H228V89H227ZM162 89H163V90H162ZM173 89H175L176 91H173ZM187 89H189L188 92H187ZM213 89H214V90H213ZM233 89L236 91V92L234 91V95H233ZM238 89H239V90H240V89H241V90L244 89V90H242V91L245 92V95H244L243 92H241V90H240V93H239V90H238ZM254 89H255V91H254ZM156 90H157V92H156ZM161 90H162V91H161ZM184 90H185V91H184ZM227 90H228V91H227ZM231 90H232V91H231ZM172 91L175 92V93H173ZM180 91H182L181 94H180ZM229 91H230V92H229ZM161 92H162V93H161ZM165 92H166V93H165ZM170 92H171V93H170ZM246 92H247V94H246ZM261 92H262V93H261ZM152 93H153V96H152ZM155 93H156L157 95H156ZM177 93H178V94H177ZM235 93H237V96H236V97L239 98L240 101H239V100L237 101V100L235 99L236 97H235V98L232 97V96H235V95H236ZM238 93H239V94H238ZM241 93H242V95L240 96ZM251 93H252V94H251ZM253 93H254V95H253ZM160 94H161V96L159 97L158 95H160ZM164 94H165V95H164ZM183 94H184V95H183ZM230 94H231V95H230ZM249 94H250V96H249L250 99H252V97H255V98L252 99L253 103H254V100H256V99H257L256 101H259L258 103L255 102L256 104L254 103V105H255V106L253 105V106H254V109H253V107H252L251 105L249 106L250 108L252 107L251 110L247 109V108H248V104L251 103V102H249V103H245V101L248 102L247 100H249V99H248L249 97L247 96V95H249ZM255 94H256L257 96H256ZM259 94H260V96H262V98L259 97ZM261 94H262V95H261ZM155 95L159 97V99H160L159 101H158V99L155 100V98H156V97H154ZM178 95H179V98H180L181 100L178 98ZM166 96H168L169 98L166 97ZM176 96H177V97H176ZM227 96H228V97H227ZM243 96H244V97L246 96V97L243 98V99L241 100L240 97L242 98ZM251 96H252V97H251ZM153 97H154V98H153ZM165 97H166V98H165ZM170 97H171V98H170ZM191 97H192V98H191ZM225 97H224V98H225ZM229 97H230V98H229ZM163 98H164V99H163ZM187 98H188V99H187ZM189 98H191L192 100L189 99ZM199 98H200V99H199ZM227 98H228V99H227ZM246 98H247V99H246ZM165 99H166V100H165ZM177 99H179V100H177ZM201 99H202V101H201ZM244 99H246V100H244ZM170 100H171V101L173 100V102L170 103ZM229 100H231V101H229ZM261 100H262V102H260ZM164 101H165V102H164ZM200 101L202 102L201 104H200ZM236 101H237V102H236ZM250 101H251V100H250ZM108 102H109V101H106V102H104V103L101 102V103H103V107H104V108H105V104H106V106H109V103H110V102H109V103H108ZM136 102H137V103L139 102L140 104L143 103V104L140 105V104L138 103L139 106H137V103H136ZM146 102H147V103H146ZM162 102H163V103H162ZM174 102H175V103H174ZM198 102H199V103H198ZM131 103H133V104H131ZM157 103H158V105H157ZM182 103L184 104V102H182ZM190 103H191V104H190ZM196 103H197V104H196ZM253 103H251V104H253ZM260 103H263V104H260ZM135 104H136V106H135ZM147 104H148V105H147ZM155 104H154V105H155ZM170 104H171L172 108L169 107ZM193 104H194L195 106H194ZM258 104H259V105H258ZM99 105H100V104H99ZM99 105L96 106V107L100 108V107L102 106V105H100V106H99ZM122 105H123V106H122ZM145 105H146L147 107H146ZM149 105H150V106H149ZM165 105H166V108H168L167 111H165V110H166V109H165ZM167 105H168V106H167ZM196 105H197V106H196ZM200 105H201V106H200ZM260 105H261V106H260ZM19 106H20V105H19ZM126 106H127V107H126ZM130 106H131V107H130ZM133 106H134V107H133ZM140 106H141V107H140ZM180 106H181V105H180ZM262 106H263V107H262ZM135 107H136V108H135ZM137 107H140L141 109L139 108V109H140V110H139V109H137ZM162 107H163V108H162ZM191 107H192V109H191ZM259 107H261V108H260L259 110H257V113H256V108H259ZM133 108H134V109H133ZM142 108H143V109H142ZM169 108H170V109H169ZM189 108H190V109H189ZM196 108H197V109H196ZM262 108H263V109H262ZM96 109H97V108H96ZM124 109H126V110L124 111ZM135 109H136V110H135ZM187 109H188V110H187ZM194 109H195V110H194ZM130 110H131V111H130ZM134 110L136 111V113H135ZM137 110H138V111H137ZM162 110H164L165 112L163 111V113H162ZM181 110H182V111H181ZM191 110H192V111H191ZM204 110H205L206 112H204ZM247 110H248V111H247ZM253 110H254L255 112H254ZM261 110H262V111H261ZM16 111L19 112V110H16ZM16 111H15V112H16ZM129 111H130V113H129ZM141 111H142V112H141ZM172 111H173V112H172ZM175 111H176V112H175ZM180 111H181V112H180ZM183 111H184L185 113H184ZM188 111H190L191 113L188 112ZM194 111H195L196 113H194ZM201 111H202V112H201ZM251 111H252V112H251ZM17 112H16V115H18ZM89 112H90L91 114H90ZM166 112H168V114H167ZM187 112H188V113H187ZM248 112H249V114H248ZM253 112H254L255 114H254ZM19 113H20V112H19ZM126 113H127V114H126ZM169 113H170V115H172L171 118H169L170 116L168 117ZM171 113H172V114H171ZM175 113H176L177 116L175 115ZM177 113H179V114H177ZM180 113H181V114H180ZM193 113H194L195 115H194ZM202 113L205 114V115H203ZM225 113H226V114H225ZM259 113H260V114H259ZM88 114L91 115L90 117H92V116L94 115V113H92L91 110H87L85 113H83V114L81 115V116H82V119H81V116H79V117H78V122H76V121L74 122V124H76L75 127H74V128H70L71 130H68V131L66 132L68 135L66 134L65 137L63 136V138H66V141H65V139L62 140L63 138H61V140L63 141L62 144H61V142H56L55 139H54V140H50V137H51V139H53V134H50V133H51V132L53 133L54 131H51V130L49 129V127L47 126V120H46V121H45V120H42L41 123H43V124H38V119H35L34 121H29L30 123L25 121L24 124H23L22 122H19V125L17 126L18 128H17V127L14 128V127H12V125H10L12 128H11L10 126H8V127H5V128L0 129V130H1V131H0V138H2V135H3V137H5V139H6V140H5L4 138L0 139V140H1V142H0V143H1V144H0V148H1V149H0V155H2V157L0 156V162L2 161V164L0 163V171H3V172H4V170H5V173H7V169H5V168L8 167V170H9V172L12 174V176H15V175L17 174V171L19 172V171L21 170V168H24V167L27 165V163H28L29 161H31L32 159H34V158H32V157H35V156L38 157V156L40 155L39 153H42L44 149H46V150H44V152H46V153H45V156H44V154H43V157H44L43 159L45 160V159H46L45 157H47V159H46V160H47V163H43V164H45L44 166H43V164H41V165H42V168L39 167V168L37 169V171H36V173H35V176H36V177H37L38 171L44 170V169H46V168H47V169H50V168L52 169V168H53V165L55 166V164H57V160L60 161V162H59L60 164H62V163H67V164H69V166H71V169H72V170H73V169H79L80 167H82V165L84 166V163L82 164L81 162H87V159H88V158H86V157H87L89 154H90V155H89V156H90V159H88L89 162H93V161H95V159L97 160V158L95 157V154L99 157V155H98V151L95 150V149H97V148H96V146H93V143H92V142H94L93 139L96 140V139H95V135H94L93 138L91 137V140H90V139H86V138H84L85 133H84L83 130H85V129H87L88 127H90L89 125L92 124V123L95 121V120H91ZM173 114H174V115H173ZM196 114H198V115L200 114V115L197 116V117H195ZM207 114H208V115H207ZM211 114H212V115H211ZM218 114H219V115H218ZM256 114L260 115V116L258 117V119H257V117H256V116H258V115H256ZM129 115H128V116H129ZM138 115H140V117H139ZM165 115L167 116V118H165ZM178 115H179V117H178ZM190 115H191V117H190ZM210 115H211V116H210ZM215 115H216L217 117L219 116V119H221L222 121H221V122H220V121H218V122H214V117H215ZM222 115H223V116H222ZM227 115H228V116H227ZM84 116H85V117H84ZM86 116H87V117H86ZM134 116H130V117H134ZM174 116H175V117H174ZM202 116H203V117H202ZM212 116H213V117H212ZM238 116H239L240 118H239ZM250 116H251V117H250ZM135 117H134V118H135ZM137 117H138V119H137ZM172 117H173V119H175L176 117H178V118H176V119H177V120L179 119V120H178V121L175 120V122H173ZM182 117H183V118H182ZM187 117H189V118H187ZM200 117H201V120L199 121L198 118L200 119ZM204 117H208V118H205V119L203 120L202 118H204ZM210 117H212V118H211L212 121H209V118H210ZM217 117H215V119H217ZM224 117H226V118H224ZM229 117H230V118H229ZM232 117L235 118V121L239 122V123H238L239 126H238V124L234 121V118H232ZM253 117L256 118V119H253ZM260 117H261V119H259ZM88 118H89V119H88ZM119 118H121V117H119ZM163 118H164L165 120H164ZM180 118H181V119H180ZM184 118H185V119H184ZM192 118H193V119L195 118V121H197V122H195ZM243 118H244V119H243ZM245 118H246V119H245ZM249 118H250V123L252 122V124H253L254 121H255V124H256V125L259 124V122H260V124H259L260 126L257 125V133L259 132V135H260L259 138H258V136H257V133H256V134L252 133L254 127H252V126H253L252 124L248 123V122H249V120H248ZM251 118H252V120H251ZM86 119H87V120H86ZM141 119H142V120H141ZM160 119H161V120H160ZM162 119H163V120H162ZM166 119H167L168 121H170V120H171V121H170V122H167ZM182 119H184V120H182ZM191 119L193 120V123L190 122V121H192ZM196 119H197V120H196ZM207 119H208V120H207ZM223 119H225V120H223ZM231 119H232L233 121H232ZM236 119H237V120H236ZM239 119H241V120H239ZM15 120H16V118H15ZM189 120H190V121H189ZM205 120H206V121H205ZM227 120H228L229 122L231 121L230 124H232V125H231L230 127H226V128H225L226 125H229V122H228ZM243 120H244V121H243ZM253 120H254V121H253ZM256 120H257V121L260 120V121L257 123ZM82 121H83V122H82ZM86 121H87V122H86ZM119 121H120V120H119ZM129 121H131V120L129 119ZM162 121H163V122L166 121L164 124L167 125V126H165L163 123H161ZM176 121L179 122V124H178ZM184 121H185V123H184ZM188 121H189V122H188ZM198 121H199V122H198ZM226 121H227V122H226ZM240 121H241V122L243 121L244 123H247L248 126H249V124L252 125V126H250V127H252L251 129H250V127H249V129H247L248 126L242 122V124H244L243 127H244L247 131L249 130V131H248L249 134H248L247 132H245L246 130H244L242 126H240V124H241ZM245 121H246V122H245ZM15 122L17 123V121H15ZM31 122H32V123H31ZM90 122H91V123H90ZM171 122H172L173 124H172ZM200 122H201V123H200ZM232 122L235 124V127H234V128L232 127V126H234ZM263 122H264V121H263ZM44 123H45V124H44ZM82 123H83V124H82ZM166 123H167V124H166ZM168 123H169V124H168ZM182 123H183V124H182ZM191 123H192V124H191ZM209 123H210V124H209ZM226 123H227V124H226ZM30 124H31V125H30ZM161 124H163V125H161ZM171 124H172V125H171ZM181 124H182V125H181ZM223 124H225V125H223ZM236 124H237V125H236ZM14 125H15V124H14V122H13V126H14ZM20 125H21V126H20ZM41 125H43L44 127L41 126ZM45 125H46L47 127H46ZM78 125H79V126H78ZM80 125H81V126H80ZM160 125H161V126H160ZM169 125H170V126H169ZM179 125H180V126H179ZM190 125H191V126H190ZM245 125H246L247 128L245 127ZM256 125H254V126H256ZM26 126H27V128H26ZM29 126H31V127H29ZM87 126H88V127H87ZM153 126H154V127H153ZM156 126H157V129H156ZM162 126H164V127H162ZM177 126H178V127H177ZM181 126H182V127H181ZM199 126H200V127H199ZM213 126H214V127H213ZM221 126H223V127L225 128V130H224V128H222ZM237 126H238V128H240V130H241V127H242V129H243L244 131H243V130H241V131H243V132L239 131V129H237ZM45 127H46V128H45ZM141 127H143V129H142ZM144 127H145V128H144ZM159 127H160L162 130H161ZM165 127H166V128H165ZM219 127H220V128H219ZM10 128H11V129H10ZM23 128H24V129H23ZM47 128H48V130H46ZM158 128H159V129H158ZM168 128H169V130H168ZM232 128H233V129H232ZM255 128H256V127H255ZM260 128H264V125H262ZM19 129H20V131H19ZM28 129H29V130H28ZM79 129H80V130H79ZM153 129H155V130H153ZM164 129H165V130H164ZM166 129H167V130H166ZM171 129H173V131H171ZM176 129H178V131H177ZM193 129H194V131H193ZM208 129H209V130H213V131L215 130V131H214V132H213V131H209ZM226 129H227V132H228V129H229V133H226ZM230 129H232V130H230ZM234 129H235V130H234ZM236 129H237L238 131H237ZM21 130H22V131H21ZM23 130H24V131H23ZM39 130H40V131H39ZM73 130H74L75 132H74ZM163 130L166 131V132H164ZM179 130H180V131H179ZM197 130H198V131H197ZM217 130H219V133H222V134H224V135L219 134ZM221 130H223V131H221ZM233 130H234V131H233ZM250 130H252V131L250 132ZM255 130H256V129H255ZM255 130H254V131H255ZM3 131H4V132H3ZM7 131H8V132L11 131V132L7 133ZM44 131H45V132H44ZM46 131H48V133H47ZM78 131H79V132H78ZM167 131H168V133L171 131V133H170L171 135L168 134ZM175 131H176V132H175ZM200 131H201V133L203 132L204 135H206L204 132H206V133H209V132H210L209 134L212 136V138L214 137L213 139H216V137H217V139H218L217 141H218V142H220V141L223 142V141H224V142H223L224 144H225L227 141L232 142V141H231V138H232L231 135L233 134V132H236L237 134H240V135H238V136H240L241 139H240V137L237 138L236 133H235L236 138H235V136H234V134H233V136H234L233 138L235 139V141H233L232 143H234L233 146H234L235 148L239 147L238 144L242 143V145L240 144V148L243 150V151H242V154H241V149H239V148H237V149H239L240 151H239V150H233L234 148H233L232 144H229V142H227V144H229V145L226 146V144H225L224 146H226V147H224V146L221 145V144H223L222 142H221L220 144H218L217 141L212 140V138H211V136H210L209 134H208L209 136H208V135H206V136L210 137L211 139H210V138L208 139V137H205L203 134H200V133L198 134V132H200ZM220 131H221V132H220ZM231 131H232V132H231ZM254 131H253V132H254ZM1 132H2V133H1ZM29 132H30V133H29ZM40 132H41V133H40ZM162 132H163V133H162ZM177 132H178L180 135H178ZM182 132H183L184 134H183ZM191 132H194L193 134H194L195 140L198 139L197 141L194 140V141L197 142V143H193L194 141L191 140V139H194V137H193V138H189V139H190V142H189V140H187L188 138L185 137V134H186V133H188V135L186 134V136H187V137H190L191 134H189V133H191ZM195 132H196V134H195ZM215 132H217V136H216V137H215L214 135H212V134H215V135H216ZM230 132H231V133H230ZM238 132H240V133H238ZM10 133H11V135H10V137H9V134H10ZM26 133H27V134H26ZM31 133H32V134H31ZM34 133H35V134H34ZM70 133H72L71 135H73L74 137H73V136H70ZM73 133H74V134H73ZM81 133H82V134H81ZM174 133H175V134H174ZM225 133L228 134V136H226ZM244 133H247V136H246V134H244ZM251 133H252V134H251ZM4 134H6V135L8 134V135L5 136ZM16 134H17V135H16ZM25 134H26L27 136H29L27 140L30 141V140L33 139L32 141H30V143H28V144H30L29 147H28V145H27V147L30 148V150H32V151H29V152H31V153H28L29 155H28V154H27V155H24V156L22 155V156H19V158H18V157H16V156L14 155V154H15V151H14V150L17 149V146H18L17 143H18V141L21 139V138H20V135H25ZM45 134H46V135H45ZM76 134H77V135H76ZM218 134L220 135V137H221V136H222V137H221V138H218V137H219ZM230 134H231V135H230ZM242 134H244V136H243ZM250 134H251V135H250ZM263 134H264V133H263ZM30 135H31V136H30ZM48 135H50L49 138H48ZM75 135H76V137H75ZM82 135H83V136H82ZM159 135H160V136H159ZM165 135H168V136H165ZM172 135H173V136H172ZM177 135H178V136H177ZM196 135H197V136H196ZM198 135H199V137L201 136V138H202V135H203L204 137H203L202 139H203L204 141H205L206 139H208V143H207V142H206V143H203V140H202V139L199 140ZM248 135H249V137H248ZM253 135H255L256 139H254L255 137H254ZM32 136L35 138V140H39L40 145H38V146H35V145H34V144H35V141H34V138H33ZM44 136L47 137V138L49 139V140H48L49 142L46 141L47 139L45 140V137H44ZM67 136H69V138L72 137V138L70 139V141L73 139V141H72V143H71L72 145L70 144V141L67 139ZM77 136H78V137H77ZM164 136H165V137H164ZM171 136L173 137V139H172ZM174 136H175L176 138H174ZM191 136H193V135H191ZM223 136H224V138H223ZM225 136H226V137H229V139H228V138H225ZM245 136H246V137H245ZM252 136H253L254 138H253ZM6 137H7V138H6ZM37 137H38V139H37ZM151 137H152V139H153V136H151ZM162 137H163V138H162ZM196 137H197V138H196ZM244 137H245V139H243V140H244L245 142L242 141V138H244ZM250 137H251V138H250ZM260 137H261V138H260ZM12 138H13V139H12ZM17 138H18V139H17ZM19 138H20V139H19ZM79 138H80V139H79ZM148 138H149V137H148ZM161 138H162V140H161ZM183 138H186V140H187V141L184 140V143H183ZM204 138H205V139H204ZM252 138H253L254 140H256V142H259V143H258V144H257L256 142L253 143L254 140L252 141V140H251ZM74 139H75V140H74ZM149 139H150V138H149ZM156 139H157V140H156ZM158 139H159V141H158ZM166 139L168 140V142L170 141L169 143H172V142H173V143H172L173 146H168V145H170V144H169L168 142H166ZM223 139H224V140H223ZM236 139H237V140L239 139V140H241L242 142L237 141ZM257 139H260V141H259V140L257 141ZM15 140H16V141H15ZM86 140H87V141H86ZM232 140H233V139H232ZM246 140H247L248 143L250 142V143H249L250 147H247V146H249V145H248V143L246 142ZM14 141H15V142H14ZM51 141H53V142H51ZM74 141H75V142H74ZM78 141H79V142H78ZM80 141H81V142H80ZM152 141H153V140H152ZM161 141H162V143H163V142H164V143L162 144ZM174 141H175V142H174ZM199 141H200V142H199ZM211 141H212L213 143H212ZM225 141H226V142H225ZM13 142H14V144H16L15 146H14V144H12ZM27 142H28V141H27ZM32 142L34 143V144H32V145H34V149H32L33 146H32V148L30 147ZM36 142L39 144L38 141H36ZM55 142H56L57 145L55 144ZM64 142H66V143H64ZM84 142H85V143L87 142V143H86L87 145H86ZM176 142H177V143H176ZM180 142H181V145H179ZM187 142H188V143H187ZM201 142H202V144H201ZM209 142H210L211 144H210ZM216 142H217V145H216ZM251 142H252V144L255 145V146H253V145L251 144ZM261 142H262V143H261ZM67 143L69 144V146L71 145L73 149L76 148L75 146H77V149H74V150H73V149L71 148V146H70V147H69V146H66V147H65V144L67 145ZM94 143H95V142H94ZM151 143H152V142H151ZM167 143H168V144H167ZM174 143H176V145H175ZM182 143H183V144H182ZM185 143H186V144H185ZM191 143H193V144H195V145L197 144L196 148H197L198 150L206 149V146H207V145H208V146L210 145V147L208 148V146H207V150H205L204 157H202V151L199 152V153H197L198 150H197L196 148H195L196 150L194 151L195 154L192 153V151H189L190 153L188 154V150L194 149ZM199 143H200V144H199ZM236 143H237V146L235 145ZM4 144H5V145H4ZM48 144H49V147H50V148H48ZM52 144H53V145H52ZM63 144H64V147H63ZM73 144H74V147H73ZM76 144H77V145H76ZM82 144H83V145H82ZM89 144H90V146H91V148H92L93 151H92V150L89 151V149H91V148H89V146H88ZM164 144H165V146H164ZM172 144H171V145H172ZM214 144L216 145L217 148L214 147ZM245 144H246V146L244 147V148H245V150H244V149H243V145H245ZM1 145H2V146H1ZM7 145L9 146L10 151H9V148H7V147H8ZM11 145H12V147H10ZM36 145H37V144H36ZM45 145H46V146H45ZM54 145H55V146H54ZM78 145H79V146H82V147L79 148ZM85 145H86V146H85ZM178 145H179L178 148L174 147V146H178ZM184 145H187L188 147L191 146L192 148H191V147H189V148L187 147L188 150L186 149V150H187V152H186V151H184L185 149H184V150L181 149ZM195 145H194V147H195ZM218 145H219V146H220V145L222 146V147H220L219 150H218V147H219ZM6 146H7V147H6ZM39 146H40V147H39ZM52 146H54V148H53ZM61 146H62V147H61ZM83 146H85V147H83ZM161 146H162V147H161ZM163 146H164V147H163ZM167 146H168V147H167ZM200 146H203V147H205V148L200 147ZM228 146H229V147L232 146V147H231V150H229L230 148H229ZM252 146L254 147V149H253ZM3 147H5V149H7L8 151H7V150H4ZM15 147H16V148H15ZM35 147H37L38 149L35 148ZM41 147L44 148V149L42 150ZM46 147H47V148H46ZM51 147H52V148H51ZM55 147H56V148H55ZM67 147L69 148L70 151L67 149ZM86 147L89 148V149H87ZM150 147H152V146L149 145L148 148H150ZM166 147H167V149H168V152L171 151L170 148H172V150H174V148H175V150L172 151V152H169L170 154L168 155V154H167L168 152H167V153L165 152V150L167 151ZM184 147H186V146H184ZM184 147H183V148H184ZM199 147H200V149H199ZM212 147H214V149H216V150H215V155H214V149H212ZM223 147H224L225 149H224ZM2 148H3V149H2ZM13 148H15V149H13ZM57 148L60 149L61 151L58 150ZM61 148H62V149H61ZM139 148H140L139 146L136 147L137 150H138ZM153 148H154V147H152V149H153ZM163 148H164V149H163ZM210 148H211V149H210ZM227 148H228V150L225 151ZM232 148H233V149H232ZM247 148H249V149L252 148V150H250V151H251V154H252V151H254L255 154H252V155H251V154L249 153V150H247ZM18 149H19V148H18ZM50 149H52V152H54V150L56 149V150H55V153H54V156H53V154H51L52 152H50ZM63 149H65L64 152H65V151L68 152L69 155H66L67 153L65 152V153H66V154H65V153L62 151ZM71 149H72L74 152H76V150H77V152H79L80 154H83V153H84V154H83V156H82V155H80V154L78 153L80 156H77V157H76V155H78L77 152L74 154V153H72V150H71ZM86 149H87V150H86ZM136 149H135V152H136V153L134 152V149H133V151H132V152L135 153V155H134V153H132V152H131V153H130V152H127V153H130L132 157L129 156L128 154H125V155H126L125 158H138V156H137L138 154H137V153L139 152V150L137 151ZM177 149H178V150L180 149L181 151L178 152V151H176ZM1 150H3V152H2ZM11 150H13L14 153H13ZM34 150H35L36 152H35ZM41 150H42V151H41ZM48 150H49V151H48ZM57 150H58V151H57ZM67 150H68V151H67ZM78 150H79V151H78ZM163 150H164V151H163ZM208 150H209V151H208ZM4 151H5V152H4ZM56 151H57V153H56ZM94 151H95V152H94ZM96 151H97V152H96ZM206 151L209 152L208 155H207V152H206ZM211 151H212L213 153H212ZM216 151L219 152V153H217ZM220 151H224V152L227 153V154H225V153H223V152L220 153ZM235 151H237L236 156H235V153H236ZM238 151H239V152H238ZM245 151H248V152H245ZM255 151H256V152H255ZM6 152H7V153H6ZM10 152H11L12 155H14V157H13L11 154H10L11 158L8 156ZM33 152H34V153H33ZM58 152H59V153H62V154L58 155V154H59ZM82 152H83V153H82ZM90 152H92V154L94 153V154H93V157L91 156V153H90ZM141 152H142V151H140L139 153H140V154L145 153V152H142V153H141ZM150 152H151V151H150ZM152 152H153V150H152ZM152 152H151V153H152ZM163 152H164V153H163ZM174 152H175V154H174ZM184 152H185V153H184ZM229 152H230V155L228 154ZM233 152H234V154H233ZM63 153H64V154H63ZM70 153H71V154H70ZM86 153H87V154H86ZM112 153H114V155H113ZM159 153H160V154L163 153V156H162V154H161V156H160ZM165 153H166V154H165ZM200 153H201V154H200ZM239 153H240L242 156L239 155ZM247 153L250 154V155H248ZM47 154H49V155H47ZM56 154H57V156H55ZM72 154L75 155V156H73ZM85 154H86V157H85ZM109 154H110L111 156H110ZM109 154H106V153H105V154H103V155H105V156L102 155L101 158L99 159L101 162H104V165H106V166H108V165H110V164L112 165L113 163H117V160H115V155H117V156H116L117 159H118V156H119L118 154H116V153L113 152V151H112V152H109ZM136 154H137V155H136ZM145 154H146V153H145ZM147 154H148V153H147ZM164 154H165L166 157H167V156H168V157L170 156V158L168 159V157H167V158L164 157ZM171 154H172V155H171ZM179 154H183L182 156H186V157L182 159V158H181L182 156L179 155ZM198 154H200V157H199V156H198V157H199V158L202 157V158H204V160H205V159L207 160L210 156H211V157H212V156H215V158H219L220 156H223V160L220 159V160H222V161H221L222 164L220 165V167H221V166L223 167V168L221 167L220 171L223 172V170H225L224 173H223V174H225V173H226V169L228 170L229 167H230L231 170H230V169L228 170L230 173L227 172V173H228V176H227V173L225 174L227 178H228V177L230 178V179H228V180H229L228 182L231 183V181H232L231 185H230V183L226 184V185H229V187L227 186L229 189L227 188V189H225L224 192H223L222 190L224 189V187H226L224 184H223V187L220 188V187H217V185L214 184V183L211 182V181L208 182V181H205V180L203 181L202 179H199V178H198V179H197V178H194V179H193V178H191V177H188V178H187V177H184V175H181V176L179 175V171H182V172H185V173H186V171H185L186 166L184 167V165H186L187 162L185 161V159L188 161V164L190 163L189 165L187 164V168L190 166V167H189L190 169H192V170L195 171L196 173L198 172V170L200 169V166H199V163L197 162V160H195V159H196L195 157H197ZM205 154H206V155H205ZM209 154H212V155L209 156ZM216 154H217V155H216ZM218 154H219V155H218ZM222 154H223V155H222ZM224 154H225V155H224ZM245 154L248 155V156L246 155V158L244 157ZM50 155H52L51 157H53L56 161H55V160H51V159H53V158H51ZM62 155H63V156H62ZM65 155H66V156H65ZM70 155H71V156H70ZM108 155L110 156V158H109ZM112 155H113L114 157H112ZM125 155H124V156H125ZM127 155H128L129 157H128ZM174 155H175V157H174ZM191 155H192V157H191ZM194 155H196V156L193 158ZM226 155H227L228 157H227ZM237 155L239 156L240 159L242 158V159H244V160H240V159L237 160V157H238ZM3 156H8V158H7V157H3ZM27 156H28V157H27ZM48 156H49L50 158H48ZM81 156L84 157V160H83V158H82ZM135 156H137V157H135ZM145 156H146V155H145ZM145 156H144V154H143V157H145ZM171 156H172L173 158H172ZM207 156H209V157L206 158ZM216 156H217V157H216ZM225 156H226V157H225ZM230 156H231V157H230ZM234 156H235V157H234ZM240 156H241V157H240ZM22 157H24V158L27 157L26 159L23 158V160H24L25 163H23V160L21 159ZM30 157H31V158H30ZM58 157H60V159H59ZM61 157H62V158H61ZM72 157L75 158V160H74V159H71ZM91 157H92V158H91ZM94 157H95V158H94ZM148 157H151V156H150V153L148 154ZM148 157H145L144 159H145V160H146V158L149 159ZM156 157H157V158H156ZM162 157H164L165 159H163ZM177 157H178V159L180 158V160H178ZM198 157H197V159H198ZM211 157H210V158H211ZM233 157H234V158H233ZM249 157H250V158H249ZM2 158H3V159H2ZM66 158H67L68 160H67ZM80 158H82V160H81ZM93 158H94V160L92 161ZM112 158H113V160H112ZM155 158H156V159H155ZM159 158H160V160H159ZM189 158L191 159L190 162H189V160H190ZM202 158H201V159H202ZM212 158H213V157H212ZM221 158H222V157H221ZM224 158H225L226 160H225ZM229 158H230V160L228 161L227 159H229ZM231 158H233V159H231ZM247 158H248V160H247ZM17 159H21V162H18V161H20V160H17ZM27 159H28L29 161H28ZM30 159H31V160H30ZM70 159H71V160H70ZM77 159H78V160H77ZM102 159H104V160L107 159L108 161L105 160V161H107V162H105V161H103ZM109 159H110V160H109ZM157 159H158V160H157ZM162 159H163V160H162ZM176 159H177V160H176ZM181 159H182L183 162H181ZM235 159H236V160H235ZM245 159L247 160L246 162H245ZM14 160H15V162H14ZM16 160H17V161H16ZM46 160H45V162H46ZM49 160H51L52 163H51V161H50V163H49ZM90 160H91V161H90ZM111 160H112V161H111ZM166 160H167V161H166ZM168 160H169V161H168ZM171 160H173V161H175V162H173V161H171ZM193 160H194V161H193ZM206 160H205V161H206ZM232 160H233V161H232ZM234 160H235V161H234ZM8 161H9V162H8ZM35 161H36V160H35ZM35 161H34V162H35ZM53 161H54V162H53ZM79 161H80V162H79ZM157 161H159V162H157ZM165 161H166V163H163V162H165ZM170 161H171V163H167V162H170ZM192 161H193L194 164L191 163ZM236 161H240L241 163L244 161V163H243L242 165H239L240 162H237V163H236ZM4 162H8V163H4ZM41 162H43V160H42ZM176 162H178L177 165H176ZM180 162H181L182 164H181ZM196 162H197L198 164H196ZM231 162H233L232 165H231ZM234 162L236 163V164H235V168H234V166H233V165H234ZM14 163H15V164H14ZM18 163H19V165H18ZM21 163H23V164L21 165ZM77 163H79V164L77 165ZM105 163H107V164H105ZM157 163H158V164H157ZM160 163H161V164H160ZM179 163H180V164H179ZM184 163H185V164H184ZM228 163H229V165H228ZM241 163H240V164H241ZM3 164H4V165H3ZM11 164H14V165H13L14 167H12ZM28 164H29V163H28ZM75 164H76V165H75ZM80 164H82V165H80ZM162 164H163V165H162ZM164 164H165V165H164ZM192 164H193V165H192ZM225 164H226V166H225ZM16 165L20 168L19 170H16V167H17ZM41 165H40V166H41ZM141 165H142V167H141ZM149 165H151V166H149ZM159 165H161V166H163V167H160ZM166 165H168V166H166ZM172 165H173V167H172ZM175 165H176V166H175ZM179 165H180V166H179ZM182 165H183V166H182ZM223 165H224V166H223ZM20 166H21V167H20ZM22 166H24V167H22ZM47 166H48V167H47ZM67 166H68V165H67ZM74 166H75V167H74ZM170 166H171V167H170ZM191 166H192V167H191ZM228 166H229V167H228ZM237 166H238V167H237ZM11 167H12L14 170H13ZM18 167H17V169H18ZM76 167H77V168H76ZM145 167H147V169L150 167V169L147 170ZM151 167H152V168H151ZM165 167H166V168H165ZM167 167H168L169 169H171V170H173V168H175V169L173 170L172 173H170L171 170H169ZM178 167L180 168V170H178ZM193 167H194V168H193ZM196 167H197V168H196ZM204 167H205V166H204ZM239 167H240V168H239ZM1 168H2L3 170H2ZM31 168H32V167H31ZM182 168L184 169V171H183ZM195 168H196V169H195ZM205 168H206V171H207V166H206ZM232 168L235 169L236 171H237V170H238V171L241 170V171H240V172L233 173V172H235V170H233ZM236 168H237V169H236ZM40 169H41V170H40ZM160 169H161V170H160ZM165 169H166V170H165ZM176 169L178 170L177 175H176ZM190 169H188L189 172L187 171V173H191L192 170H190ZM239 169H240V170H239ZM12 170H13V171H12ZM150 170H151V171H150ZM167 170H169V171H168L169 173L166 172ZM201 170H202V169H201ZM201 170H199V172H200ZM231 171H232L233 174H237V175L239 174L238 176L235 175V177L233 178V180H234V179H237V178L239 177L237 180H234L235 182L231 179V178H232V175H233V174L231 173ZM12 172H13V173H12ZM5 173H4V174H5ZM154 174H155V175H154ZM229 174H230V175H229ZM170 175H169V176H170ZM242 175L244 176V178H245V180H246L245 183L247 182L246 184H244V185H246V187L243 185V183H244V178H243ZM35 176H34V177H35ZM53 176H54V175H53ZM53 176H51V177H53ZM172 176H171V178H172ZM230 176H231V177H230ZM233 176H234V175H233ZM2 177H3V176H2ZM34 177H33V178H34ZM36 177H35V178H36ZM177 177H178V178L181 177V178L178 179ZM236 177H237V178H236ZM240 177H241L243 180H242ZM0 178H1V177H0ZM157 178H158V179H157ZM176 178H177V179H176ZM185 178H186V179H185ZM149 179H150V180H149ZM152 179H153V181H152ZM156 179H157L158 181H157ZM195 179H196V180H195ZM148 180H149V181H148ZM154 180H155V181H154ZM161 180H162V182L165 181V179H161ZM239 180H240V181H239ZM2 181H3V179L0 181V184H2ZM4 181H5V180H4ZM198 181H199V182H198ZM237 181H238V184H237ZM241 181H242V183H240ZM154 182H155V183H154ZM156 182H158V183H156ZM178 182H179V181H178ZM195 182H196V183H195ZM248 182H249V183H248ZM257 182H261L262 185L259 184L260 187H259V186H256V185H258ZM200 183H201V185H200ZM251 183L255 184V185H254L255 187H253V186H252L253 184L251 185ZM132 184H133V185H132ZM134 184H135L136 186H135ZM145 184H146V185H145ZM148 184H149V185H148ZM163 184H164V182H163L162 184H160L159 187H160L161 185H163ZM189 184H190L192 187H194L195 189L192 188ZM213 184H214V185H213ZM232 184L234 185V187L232 186ZM239 184H242L243 186H242V185H239ZM247 184H248V185H247ZM130 185H132V186H130ZM137 185H138V186H137ZM140 185H141V186H140ZM144 185H145V186H144ZM156 185H155V186H156ZM199 185H200V187H199ZM209 185H210V186H209ZM235 185H236V186H235ZM238 185H239V186H238ZM249 185H251V186H249ZM0 186H1V185H0ZM2 186H5V185L2 184ZM2 186L0 187V189H1V188H2V189L4 188V187H2ZM153 186H154V185H153ZM196 186L198 187V189L200 188V190H198ZM211 186H212V187H211ZM241 186H242L243 188H242ZM136 187H138V188H136ZM139 187H141V188H139ZM151 187H152V186H151ZM187 187H188V188H187ZM201 187H202L203 189H202ZM209 187L212 188L213 190L210 189ZM231 187H232V188H231ZM244 187H245V189H244ZM250 187L255 188L256 191H258V189H259L260 192L258 193V192H256L253 188L250 189ZM134 188H135V189H134ZM153 188H154V187H153ZM185 188H186V189H185ZM189 188H191V189H189ZM205 188H207L206 191H205ZM208 188H209V190H208ZM216 188H217V189H216ZM230 188H231V189H230ZM235 188H236V189H235ZM247 188H249V190H252V189H253V191H250V193H249V190L246 191ZM262 188H264V185H263ZM139 189H140V190H139ZM176 189H178V190H176ZM233 189H234V191H233ZM130 190H129V191H130ZM154 190H156V188H155ZM194 190H195V191L197 190L196 193H197V192L199 193L198 196H200V197H197L198 199H197V198H196V199L194 198V197H195V196H194V194H195V193H194ZM203 190H204V191H203ZM214 190H215V191H214ZM129 191H128V192H129ZM132 191H130L129 193H130V194H133ZM135 191H136V192H135ZM187 191H188V192H187ZM191 191H193V192H191ZM201 191H202V192H201ZM211 191H212V195H211ZM218 191H219V192H218ZM220 191H221V192H220ZM230 191H231V192L233 191V192L231 193ZM236 191H237V192H236ZM261 191H262V192H261ZM217 192H218V193H217ZM225 192H226V193H225ZM235 192H236V193H235ZM252 192H253V193H252ZM254 192H255L256 194H254ZM5 193H8V192H7V190L5 191L4 189L1 190V192H0V206H1V207H2V206L4 207V204H6V200L9 201L10 203H12V202L15 201V200L12 201V200H10V199L8 200L7 195H5ZM176 193H178V194H176ZM184 193H186V194H185L186 196L184 195ZM189 193H191V194L189 195ZM193 193H194V194H193ZM198 193H197V194H198ZM209 193H210V194H209ZM215 193H217V194H215ZM219 193H221L222 195L220 196ZM223 193H225V194L223 195ZM251 193H252V194H251ZM260 193H263V194H260ZM182 194H183V196H182ZM187 194H188V195H187ZM197 194H195V195H197ZM203 194H204V195H203ZM218 194H219L221 200L219 199ZM226 194H227L228 196L231 197V200H230V197L227 198L228 196H227ZM230 194H231V195H230ZM258 194H260V195H258ZM1 195H2V196L5 195V196H4V197H1ZM176 195H178V196H176ZM202 195L208 197L209 201H208V199H206V197H203ZM207 195H208V196H207ZM234 195H235V196H234ZM153 196H155V197H154L155 199L153 198ZM184 196H185V199L183 198ZM187 196H189L190 199L193 197V198L191 199V202H190V199H186ZM210 196H211V197H210ZM214 196H217L218 198H217V197H216V198L219 199L218 201H220V202H218L217 199H214V198H215ZM233 196L235 197L234 199H235L236 201L233 199ZM260 196H262V197H260ZM156 197H158V196H156V194H155V195H152V199H153V200L151 199V197L145 199V200H147V199L149 200V201H147V204H149V205H147V204L145 205L144 203H145L146 201L144 200L143 202H137L138 204L136 203L135 206H131V205L128 204V203H126V204L123 203V204H122V203H120V202H118V203L115 204V202H117V201H115V199L118 200V198H110V199L108 198V199H103L102 201H95V202L93 201L94 203H93L92 201H88L87 203H88L90 206H92L93 208L88 207L89 209L86 208L85 210H79V208H78L77 211L79 210L78 212H80V213H77V212L75 213V212H74V214H76V215H71L72 212L75 210V207H74V206H75V203H74L73 206H72L73 208H71L70 211H69V214H68V215H65V216L63 217V219H62V216L57 217V218H56V219H58L57 222H56V219H54V220H52V218L50 219V217L53 215L51 212H50V213L43 214V215L34 216V217L31 218L32 222H35L34 225H33V223L30 221V223L33 225V227H32V226H26L27 224H28V225H31V224H29V221H28V223L24 224L23 226H15L14 229H15L16 227L18 228V229H17V228L15 229V230H16L15 233H14L15 230H13V227H12V229H11V228L8 229V232H9V233H3V234H4L3 236H2V234H1V236H0V245H1V246H0V258L3 257V259L1 258L2 260H4V258H5V260L3 261L4 264H11V262H12V264H14V263H15V264H28V263H30L31 261H32V262H31L30 264H32L33 262H34L33 264H48V263L51 264V263H52V260H53L54 258H55V259L53 260L54 263H52V264H60V262H61V263L64 262V263H66V264H69L70 262H71V264H77V263H76V260L73 259V258H76V257L78 258V256H79L78 254H79V253L77 254V252H72V254H70L71 251H67V249H68V244H69V245H70L71 243L74 244V243L77 241V243H76L77 246H83L84 244H86L87 241H90V240H88V238H90L91 236L93 237V235L95 236L96 234H97L96 238L92 239L91 242H92V244H93L94 246H96V245L98 246V245L101 243L102 246L100 245V247H98V248H99L98 251L101 250V252L99 253V255H97V257H98V256H99V257H98V258H97L96 256H95V257H90V258H89V257H87V258L84 257V259L81 260V257H82V256H81V257H79L78 262H79V261H82V262H81L82 264H84V263H85V264H90L91 261H92L93 264H96V263H98V264H120V262H118L117 260L112 259V258H114V257H117V258H118V256H116V254H115L114 252H112V250L116 247V249H118V248H119V249H122V248H123V250L125 249V250H127L128 252H129V250H130V252H131L132 249H135V250H132V251H134L133 254H132V252H131V253L129 252V254L127 253V255L131 258V261H130L131 264H134L133 262L136 261V260H135L136 258H139V259H137L138 261H136L135 264H137V262H138V264H142L143 262H145V264H156L157 259H154V258H153L155 261L152 260V262H151V260H148V261H147V259H149V258H148V257H149V254H148V252H146V251H150V250L152 249V247H153V249H154V247L160 245V246H158V248H162V245H161V244L164 243V244H163L162 251L164 250V251L166 252V250H167V251L170 252L171 249H174V248L176 249L177 246L179 247L180 244H186V242H188V241H189L191 244H193L192 242H193L194 240H197V241H194V244L196 243L195 245H199V246H200V244H197V243H199L198 241H200V243H201L202 241L204 242V240H203V239L201 240V238H198V237H200V236H199V235H200L199 232H198V236H196V234H192V235H194V237L190 234V232H191L190 227H191V226L189 227L190 231H186V230H189V229H187V227H188L189 225L186 224L187 226H185V224H184V223H181L182 221H181L180 219H178V218H181V217H182L181 214H180L179 217H177V220H176L177 222L175 221V222H173V223H171V224H165V225H163V224H157V223L155 224V221H154V220H153V223H152V220L150 219V216H151V218L155 216V215L152 216V214L154 213V212L152 211V209L154 208V204H155L154 201L156 200V202H157V199H159V198H156ZM177 197H178V198H177ZM212 197H213V198H212ZM4 198H5V200H4ZM169 198H167V199L169 200ZM176 198H177V199H176ZM204 198H205L207 201H206ZM210 198H212V199L210 200ZM222 198H223V199H222ZM224 198H227V199H224ZM2 199H3V201H1ZM150 199H151V200H150ZM164 199H166V198H161V201H160V199H159L160 202H162V200H163V202H162V203L157 202V204L159 203V204H158L159 206H160V204H163V203H164ZM179 199H180V201H179ZM194 199H195V200H194ZM203 199H204V201H203ZM106 200L109 201V202H107ZM172 200H169V201L172 202ZM184 200H186V203L189 202V204L187 203L188 205H187V204L185 205V201H184ZM199 200H201V202H200ZM222 200H223L224 202L228 203V204H230V201H231V205H230V206H228V204L225 205V203H223ZM262 200H263V201H262ZM152 201H153V202H152ZM169 201H168V203L170 204L171 202H169ZM215 201H217V202H215ZM3 202H4V203H3ZM16 202H17V201H16ZM97 202H98L99 204H98ZM112 202H114V204H113ZM148 202H149V203H148ZM150 202H152V203H150ZM183 202H184V203H183ZM198 202H199V203H198ZM203 202H204V203H203ZM207 202H208V204H206ZM209 202H210V203H209ZM212 202L215 203L214 206L212 205V204H213ZM233 202L236 203V206H235V203H233ZM106 203H107V204H106ZM111 203H112V204H111ZM119 203H120V204H119ZM153 203H154V204H153ZM182 203H183V204H182ZM195 203H196V204H195ZM201 203L203 204L204 207H208L209 205H211V209H210V207H209V208L207 209V211H208V212H207L206 209H203L204 207L202 206V209H203V210H202V211H199V210L201 209V206H200V205H202ZM211 203H212V204H211ZM217 203H219L218 206H216ZM220 203H221L222 206H226V207H230V208L227 209L226 207H222V206H220ZM76 204H77V203H76ZM93 204H94V205H93ZM96 204H97V205H96ZM109 204H111V205H109ZM117 204H118V208H117ZM124 204H125V205H124ZM141 204H142V205H141ZM150 204H151V205H150ZM157 204H155V207H158ZM165 204H166V200H165ZM171 204H175L176 207H179V208H180V205H178L179 203L177 204V203H175V202H172ZM176 204H177V205H176ZM205 204L208 205V206H206ZM232 204L234 205V207H232V206H233ZM247 204H248V205H247ZM82 205H83V204H82ZM106 205H107V206H106ZM120 205H122V207H121ZM128 205H130V207H129ZM137 205H139V206H137ZM140 205H141V207H140ZM143 205H145V206H143ZM163 205H164V204H163ZM96 206H97V207H96ZM104 206H106V207L104 208ZM110 206H112V207H113V206H114V207L116 206V208H112V207L110 208ZM127 206H128V207H127ZM146 206H147V207H146ZM152 206H153V207H152ZM195 206H197V208H199V209H195V208H196ZM198 206H199V207H198ZM215 206H216V207H215ZM238 206H240V207H238ZM245 206H248V208L246 209L247 211H245V210H244L245 208H243V207H245ZM249 206H250V208H249ZM1 207H0V209H1ZM3 207H2V208H3ZM120 207L123 208V209L125 210V212L123 211L124 213L121 212L123 209H121ZM125 207H126V208H125ZM133 207H134V208H133ZM136 207H137V208H136ZM143 207H144V208H143ZM145 207H146V208H145ZM150 207H151V208H150ZM235 207H238V208H240V209L243 208V209H242L243 211L240 210V209L238 210L237 208L235 209ZM101 208L103 209V211H100V210H99V209H101ZM106 208H107V209L109 208L108 211H106V210H107ZM119 208L121 209V211H120ZM147 208H149V209H147ZM181 208H182V207H181ZM216 208H218V210H217ZM223 208H226V209H227V212L225 211L226 209H223ZM231 208H232V209H231ZM233 208H234V209H233ZM113 209H114V210H113ZM116 209H117V210H116ZM129 209H130V210H129ZM135 209H137V210H138V209H139V210L143 209L145 212L141 210V212H142V213H141L140 211H137V210H135ZM146 209H147V210H146ZM249 209H250V210H249ZM118 210H119V211H118ZM127 210H128V211H127ZM134 210H135V211H134ZM153 210H154V209H153ZM193 210H194V212H195V210H196L195 213H196V214L198 213L199 215H198V214H197V215L195 214V215H196V216H195V215L193 214V213H194ZM209 210H211V212H212L213 210H215V211H213V213H211ZM219 210H223V212H225V213H223L222 211H219ZM252 210H253V211H252ZM257 210H258V211H257ZM71 211H72V212H71ZM75 211H76V210H75ZM82 211H83V212H82ZM95 211H96V212H95ZM104 211H106V212H104ZM114 211H115V213H114ZM126 211H127V214H126ZM130 211H132V213H133V211H134V212L137 211V214H134L136 218L134 217L133 214H132V216L129 215V212H130ZM150 211H152L153 213L151 212L152 214H151V213L149 214ZM198 211H199V212H198ZM203 211H204V212H203ZM205 211H206L207 213H206ZM217 211H218V212H217ZM228 211H229V212H228ZM232 211H233V212H232ZM236 211H238L237 213H238L239 215H240V213H241V215H243V214L246 213L245 216H247V218L244 216V217L246 218V220H247L250 216H251L250 218H251L252 220H247L248 222H245V221H244V224H243V223H242V224L239 223V224L237 225L236 229H235V232H234L233 228H235L236 224H237L238 222H240L239 220H242V219H240V217H239L238 220L235 218V217L238 215L237 213H235ZM241 211L243 212V214H242ZM248 211H249V212H248ZM250 211H251V212H250ZM254 211H256V213H257V212H258V213L256 214ZM81 212H82V213H81ZM97 212H98V213H97ZM99 212H101V213L99 214ZM103 212H104V213H103ZM117 212H118V214H117ZM146 212H148V213H146ZM201 212H202L203 214H205V213L208 214V213H209L208 216L211 215V216H209L210 218L207 219V218L205 217V215H203V214H202V215H203L204 217H203V216H200V215H201ZM214 212H215V213L217 212V213H216L217 216H218V213H220V212H222V213H221V216H220V214H219V216L216 217V214H215V216H214ZM230 212H232V213H230ZM244 212H245V213H244ZM259 212H260V213H259ZM261 212H263V213H261ZM112 213H113L114 215H113ZM130 213H131V212H130ZM139 213H141V215L145 213L146 215L144 214V216H143V215L141 216ZM210 213H211V214H210ZM233 213L235 214V217H233ZM252 213H253V214H252ZM81 214H83V215H81ZM92 214H94V216H92ZM95 214H96V215H95ZM97 214H98L99 216H98ZM115 214H116V216H115ZM122 214H123V216H122ZM227 214H228V215H229V214L231 215L230 218H229V216H228ZM251 214H252V215H251ZM259 214H260V215H259ZM261 214H263V215H261ZM84 215H85V216H84ZM87 215H88V216H87ZM89 215H91L92 217H89ZM108 215H110V216H108ZM120 215H121V216H120ZM124 215H125V216L128 215V216L130 217V218H129V217L127 216L128 219H129V221L132 220L131 218H134V219L132 220L133 223H131V221L129 222L128 219H127L128 222H126V220L124 221L123 218H122V220H121L120 217H125ZM136 215H137L138 217H137ZM139 215H140L142 218H141ZM182 215H183V214H182ZM241 215H240V216H241ZM258 215H259V217L257 218ZM67 216H68V217H67ZM96 216H98V217H97L98 220L96 219ZM104 216H105V217H104ZM113 216H115V217H113ZM146 216H149V217H147L148 220H147V218H145ZM183 216L188 217L186 213H184ZM193 216H195L196 218H199V219H201V220H199V219L194 220L195 218H193ZM206 216H207V215H206ZM222 216H223L224 218H222ZM253 216H254V220H255V218H257L254 222H253ZM52 217H53V216H52ZM65 217H66V218H65ZM87 217H88V218H87ZM94 217H95V218H94ZM101 217H103L102 220H101ZM108 217H109V218L112 217L111 220H109L110 223H109V221H108V219H109ZM127 217H125V218H127ZM200 217H201V218H200ZM215 217H216V218H215ZM227 217H228V218H227ZM261 217H263V219H262ZM68 218H69L70 220H69ZM91 218L93 219V221H91V220H92ZM104 218H105V219H104ZM137 218H138L139 220H138ZM143 218H144V219H143ZM183 218H184V217H182V219H183ZM202 218H205V222H204V223H203V220H204V219H202ZM213 218H215L216 221H215V219H213ZM217 218H219L220 221H217V220H218ZM225 218H227V222H226V221H223ZM237 218H238V217H237ZM241 218H243V216H242ZM245 218H243V219H245ZM250 218H249V219H250ZM66 219L69 220V221L66 222ZM113 219H114V220H113ZM118 219H120L121 222L118 221ZM135 219H137V221H135ZM152 219H153V218H152ZM230 219H231V221H229ZM259 219H260V220H263L262 223H261V224H262V227H260V225H259L260 222H261ZM48 220H49V221H48ZM63 220L65 221V223H64ZM72 220H74V221H73V222H70V221H72ZM86 220H87V222H85ZM89 220H90V221H89ZM103 220H104L105 222H103ZM115 220H116V223H115ZM141 220H142V221H141ZM149 220H150L151 223L148 222ZM197 220H199L200 223L202 222L203 224H202V223H201V224H200V223H197ZM212 220H214V222H213ZM221 220H222V221H221ZM225 220H226V219H225ZM232 220H233V221H232ZM53 221H54V222H53ZM59 221H60V222H59ZM61 221H62V222H61ZM95 221H96V222H95ZM107 221H108V223H106ZM140 221H141V222H140ZM144 221H145V224H143ZM178 221H179L180 223H179ZM199 221H198V222H199ZM208 221H209V222L211 221L212 224L216 223V224H214L215 226H213V225H212L211 223H209ZM228 221H229L230 223H229ZM234 221H235V222H234ZM257 221H258V222L260 221V222L257 223ZM74 222H76V223H74ZM90 222H92V226H90V225H91ZM93 222H94L95 224H94ZM118 222H119V224L122 223V225L120 226V225L118 224ZM123 222H124V223H123ZM138 222H140V225H138V224H139ZM217 222L219 223V226L216 227V225H218ZM224 222H226V223L223 224ZM231 222H232V223H231ZM236 222H237V223H236ZM241 222H243V221H241ZM36 223H37V224H36ZM44 223H45V224H44ZM49 223H51V224L53 223V224L51 225V224H49ZM55 223H56V224H55ZM58 223H59V224H58ZM62 223H63V224H62ZM97 223L99 224V226H101L100 229H102V231L99 229V226L96 227V226L98 225ZM148 223H149V224H148ZM174 223H175V224H174ZM248 223H249V224H248ZM250 223L253 224V226H252V225L250 226L251 229H250L249 226H248V225H250ZM43 224H44V225H43ZM61 224H62V225H61ZM93 224L96 225L95 227H96L97 229H95V228L93 227V226H94ZM111 224H112V226H111ZM124 224H126V225H124ZM127 224H128V225H127ZM130 224H131V225H130ZM134 224H135V225H134ZM147 224H148V225H147ZM151 224H152V225H151ZM172 224H174V225H172ZM177 224H178V225H177ZM182 224H184V227H185V228L183 227ZM227 224H228V225H227ZM230 224H232V225H230ZM233 224H234L235 226H234ZM246 224H247V225H246ZM255 224H257V226H256ZM40 225H41V226H40ZM48 225H49V226L51 225V226L49 227ZM81 225H82V226H81ZM88 225H89V226H88ZM115 225H116L118 228H117ZM149 225H151V226H152L151 228H153V229L150 230V231L148 230V228H150ZM158 225L161 226L162 229H160V227H159ZM162 225H163L164 227H165V226L167 227L168 225H170V226H168V229H166V227L163 228ZM181 225H182V226H181ZM221 225H222V226H221ZM224 225H226V226H224ZM243 225H245V228H246V226H247V229H245V228L243 227ZM258 225H259V226H258ZM45 226H46V227L48 226V227L51 228V229L49 230V228H48V227L46 228ZM52 226H53V227H52ZM54 226H55V229H54ZM56 226H57V227H56ZM65 226H66L67 228L69 227L70 230L67 229ZM85 226H87V227H85ZM102 226H104V227L106 228V230H104L105 228L102 227ZM113 226H114V227H113ZM119 226L122 228L121 230H120V227H119ZM129 226H130V227H129ZM135 226H136V228H135ZM138 226H139L140 228H139ZM146 226H147V228H146ZM173 226H176V227H173ZM178 226H179V227H178ZM212 226H213V227H212ZM238 226H241V227H242V228H241L242 231H240L241 229L238 228ZM19 227H20V228H19ZM28 227H29V228L32 227V228L28 229ZM58 227H59V228H58ZM64 227H65L66 230L64 229ZM70 227H71V228H70ZM82 227H83V228H82ZM88 227H89V228H88ZM92 227H93V228H92ZM123 227H124V228H123ZM132 227H133L134 229H133ZM141 227H143V228H141ZM154 227L157 228V229H155ZM177 227H178V229H175L176 231L173 230L174 228H177ZM214 227H216V229H215V230H216V233H215V230L213 231ZM220 227H221V229H220ZM222 227H223V228H222ZM225 227H226V229H225ZM231 227H232V228H231ZM252 227H253V228H252ZM22 228H23L24 230H22ZM36 228L38 229V231H37ZM40 228H41V229H40ZM43 228H44V229H43ZM45 228H46V232H45ZM90 228L92 229L91 231H90ZM130 228H131V229H130ZM158 228H159V231H157ZM218 228H219V229H218ZM248 228H249V229H248ZM261 228H262V229H261ZM20 229H21V230H20ZM35 229H36V230H35ZM42 229H43V230H42ZM63 229H64V230H63ZM77 229L80 231V233H79V231H78ZM84 229H85L86 231L89 229V230H88L89 232H88V231L86 232ZM94 229H95V230H94ZM113 229L116 230V231H114ZM129 229H130V230H129ZM170 229H171V230H170ZM179 229H181L182 231L179 230ZM183 229H185V230H183ZM201 229H202V230H201ZM222 229H223V231H220V230H222ZM227 229H230V230H229L230 232H229ZM231 229H232V230H231ZM237 229L239 230V231L237 232V234H236L237 236L232 235V234L236 233ZM25 230H28V231H25ZM54 230H56V231H54ZM74 230H75V231H78V232H75ZM96 230H97V231H96ZM98 230H100L101 232L99 233ZM103 230H104V232H103ZM112 230H113V231H112ZM117 230H118V231H117ZM125 230H126V233H125V234H127V236L129 235V233H127V232H130V235L127 237L129 240L126 238V235H124ZM127 230H128V231H127ZM143 230H144V231H143ZM154 230H155L156 232H155ZM178 230H179L180 232H179ZM203 230H204V231H203ZM224 230L227 231V232H226L227 234L225 233ZM247 230H248V231H247ZM262 230H263V231H262ZM5 231H7V229H6ZM5 231H4V232H5ZM21 231H22L23 233H22ZM29 231H30V232L32 231V232H33L32 234H33V235H36V236L32 237V235H30L31 233H30ZM48 231H49V233H48ZM93 231H94L95 233H94ZM105 231H106V233H108V234H106ZM120 231H121L122 233H121ZM138 231H139V232H138ZM146 231H147V232L149 231V232L147 233ZM169 231H170V232L172 231V232H171V233H168ZM174 231H175V232H174ZM177 231H178V233H177ZM201 231H202V232H201ZM217 231H218V232H217ZM231 231H233L234 233L231 232ZM11 232L13 233V237H12V233H11ZM17 232H18V233H17ZM26 232L29 233V234H28V235L25 234ZM56 232H57V233H56ZM59 232H60L61 234H60ZM74 232H75V234H74ZM112 232L114 233L113 235L111 234ZM115 232H116V234H117L116 236H114V235H115ZM118 232H119V233H118ZM142 232H143V233H142ZM145 232H146V233H145ZM157 232L160 233L161 235L158 236L159 234H158ZM187 232H189V233H187ZM192 232H193V231H192ZM192 232H191V233H192ZM203 232H204V233H203ZM205 232H207L208 234H205ZM211 232L215 233L216 235L213 234V233H211ZM219 232H220V234H217V233H219ZM222 232H223V233H222ZM240 232H242V233H240ZM251 232H252V236H251L252 238L250 237L251 234H248V233H251ZM260 232H263V235H261L262 233H260ZM16 233H17L18 235H17ZM36 233H37V234H36ZM42 233H43V234L45 233L47 236H45V234L42 235ZM51 233H52V234H51ZM53 233H54V234H53ZM62 233H64L63 235H64L65 237H64V236H63V237H64L65 242H62V241H64L63 239H61V238H63V237H62ZM68 233H69V234H68ZM72 233H73V234H72ZM78 233H79V234H78ZM81 233H82V235H81ZM83 233H85V234H83ZM87 233H89V234H87ZM90 233H91V234H90ZM101 233H102V234H101ZM133 233H134V234H133ZM136 233H137V234H136ZM141 233L144 234L141 238H143V240L146 239V241H145V240H144V241L140 240V237H136V238L134 239L135 236H141ZM156 233H157L158 235H157ZM167 233H168V234H167ZM179 233H180V235H179ZM193 233H194V232H193ZM196 233H197V232H196ZM221 233H222V234H221ZM224 233H225L226 235H229V234H230V236L225 237L226 235H225ZM228 233H229V234H228ZM231 233H232V234H231ZM238 233H239V234H238ZM254 233H255L256 235H254V237H253V234H254ZM259 233H260V234H259ZM9 234H10V235H9ZM15 234H16L17 236H16ZM20 234H21V235H20ZM39 234H40V235H39ZM49 234H51V235H49ZM66 234H68L69 236L66 235ZM98 234H100V235H98ZM120 234H121L122 236H125V237L120 236ZM138 234H139V235H138ZM146 234H147L148 236H147ZM188 234H189V236H191L190 239H191L192 237L194 238V239L192 238L193 240L191 239L192 241H191L190 239L188 240V238H189V237H187ZM211 234H212V235H211ZM19 235H20V236H19ZM29 235H30V236H29ZM37 235H38V236H37ZM41 235L44 236V237L42 238ZM103 235H104V236H103ZM106 235H108L109 237H111V236L113 237V236H114V238H111V239H110V238H109L108 236H106ZM145 235H146V236H145ZM173 235H174V236H173ZM184 235L186 236L185 238L183 237ZM206 235H207V236L209 235V236L207 237ZM213 235H214V236H213ZM217 235H218V236H217ZM219 235H221V236L219 237ZM245 235H248V236H245ZM257 235H258L260 238H259V237H256ZM25 236H26L25 239H26L28 242L31 241L32 243H31V242H29V243H28V242H25V239H24ZM39 236H40V237H39ZM67 236H68V238H67ZM78 236H79V238H78ZM81 236H82L83 238H82ZM157 236H158V237H157ZM211 236H212V237H211ZM215 236H217V237H215ZM223 236L225 237V239L222 238ZM261 236H263L262 239H261ZM30 237H32V239H31ZM38 237H39V238L41 239V241H43V242H41L40 239H39ZM55 237H56V238H55ZM60 237H61V238H60ZM70 237H71V240H70ZM74 237H76L75 240H74ZM99 237H100V238H99ZM106 237H107L108 239H107ZM116 237H117V238H116ZM121 237H122V238H121ZM131 237H132V238H131ZM144 237H145V238H144ZM148 237H150V239H149ZM152 237H153V238H152ZM155 237H156V238H155ZM161 237H162V239H161ZM173 237H174V238H173ZM228 237H231V238H228ZM237 237H239V238H237ZM245 237H247L248 239L245 238ZM255 237L258 239V242L255 241V240H257ZM29 238H30V239H29ZM33 238H34V239H33ZM37 238H38L39 240H38ZM45 238H47L46 241L44 240ZM48 238H49V239H48ZM59 238H60L61 240H59ZM103 238H104L105 240H103ZM119 238H120V239H119ZM130 238H131V240H132L133 243H130V242H131ZM147 238H148V239H147ZM158 238H159V239H158ZM163 238H164L165 240H164ZM169 238H171V239L173 238V239L170 240ZM195 238H196V239H195ZM210 238H211L213 241H212V240H209ZM216 238H217V239L219 238V239H221V240L219 241V239L217 240ZM227 238H228V240H227ZM243 238H244L245 240H244ZM42 239H43V240H42ZM53 239H54V240H53ZM56 239H58V240L56 241ZM67 239H69L70 241L67 240ZM72 239H73V241H72ZM77 239H78V240H77ZM84 239H85V241H83ZM86 239H87V240H86ZM112 239H114L115 241H112ZM121 239H122V240L125 239L124 242H123ZM126 239H127L128 241H127ZM137 239H138V240H137ZM214 239H215L216 241H215ZM242 239H243V240H242ZM252 239H253V241H252ZM254 239H255V240H254ZM259 239H261V240H263V241H261V240H259ZM80 240H82V243H81ZM116 240L119 241V242H117V243H119V244H116ZM136 240H137V241H136ZM150 240H151V244H152V245H151L150 243H148V242H150ZM153 240H155V241H153ZM162 240H163V241H162ZM168 240H169V241H168ZM176 240H177L178 242H175ZM235 240H236V241H235ZM35 241H36V242H35ZM37 241H39L38 244H37ZM44 241H45V242H44ZM54 241L57 242V244H56ZM67 241H68L69 243H68ZM74 241H75V242H74ZM79 241H80V242H79ZM96 241H97V242H96ZM100 241H101V242H100ZM103 241H105V242H103ZM106 241H107V242H106ZM121 241H122V242H121ZM125 241H126V242H125ZM139 241L141 242V244H140V245H137L138 243H140ZM156 241H157V242L160 241V244H159V243H156ZM164 241H165L166 243H167V242H169V243L174 242V243H172L173 245H172V244H169V243L166 244ZM179 241H181L182 243L179 242ZM183 241H184V243H183ZM206 241H205V245H204L203 243H201V244H203L204 246H206V245H207V244H206V243H207ZM214 241H215V244H213ZM218 241H219V242H218ZM224 241H225L226 243H225ZM233 241H234V242H233ZM259 241H260V243H259ZM17 242H18V243H17ZM46 242H47V243H46ZM51 242H53V243L55 244V247H54V244L51 243ZM70 242H71V243H70ZM78 242H79V243H78ZM98 242H99V244H98ZM114 242H115L116 246H114V245H115ZM211 242H212V244H211ZM216 242H218V243L216 244ZM250 242H251V243L253 242V244H254V243H257L258 246L254 244V245H255V248H254V245H252ZM261 242H262V243H261ZM34 243H35V244H34ZM44 243L47 244V246H46ZM59 243H60V245L62 244V248H61L60 245H58ZM66 243H67V244H66ZM104 243H107V244L109 243V244H111V245L108 244L107 246H104V245H105ZM121 243H122V244L124 243V244H123L124 246L126 245V243H127V245L124 247ZM144 243H145L146 245H148V247H144V246H146ZM153 243H154L155 245H154ZM176 243L179 244V245H177ZM23 244H24V245H23ZM25 244H26V245H25ZM32 244H33L34 247L31 246ZM40 244H41V245L44 244L46 247L43 246V245L41 246ZM52 244H53V245H52ZM78 244H79V245H78ZM82 244H83V245H82ZM92 244H91V245H92ZM156 244H157V245H156ZM174 244H175V245H174ZM187 244H188V243H187ZM229 244H226L227 247H228ZM236 244H237V242H236ZM28 245H30V246H28ZM56 245H57V246H56ZM120 245H122V246H120ZM136 245H137L138 247H136ZM169 245H172L173 247L171 248ZM176 245H177V246H176ZM203 245H201V246H203ZM251 245H252L253 247H252ZM260 245L263 246V248L261 247L262 249L259 247ZM24 246L26 247V249H28V251H31V252H30L31 254H30L27 250H24L25 253H24V251H22L23 249H25ZM40 246H41V247H45V250H47V251H45L46 253L43 252L44 248H43V250H42ZM51 246H52V248H57V247L59 246V247L61 248V250H58L57 253L60 252L59 254H60L61 256H62V254H65V253H66L65 251L69 252V253L66 254L67 257H66V255H64V256H62V258L64 257V259H62V258L59 259V258H58L59 254H55V253H53V249H51ZM64 246H65V250H64L65 253H63ZM70 246H71V245H70ZM109 246H110V247H109ZM112 246H113V247H112ZM129 246H130V247L132 246V247L130 248ZM133 246H135V247H133ZM166 246H167V247L169 246V249H170V248H171V249L168 250V248H167ZM256 246H257V248H256ZM1 247H2V248H1ZM21 247L23 248L22 250H21ZM29 247H30V248H29ZM39 247H40V248H39ZM47 247H48V248H47ZM108 247H109V248H108ZM121 247H122V248H121ZM128 247H129V248H128ZM215 247H216V246H215ZM227 247H223V249H225V248H227ZM229 247H230V246H229ZM250 247H251V248H250ZM10 248H11V249H10ZM36 248H37V249H36ZM104 248H105V249H104ZM165 248H166V249H165ZM19 249H20V250H19ZM33 249H34V251H32ZM39 249H40V251H42L41 253L37 251V250H39ZM223 249H222V250H221V249L219 250V252L221 251V252H220L221 255H222V253L224 252ZM252 249H253V251H252ZM254 249H255V251H256V249H257V250H258V249H261V250H258V251L255 252ZM9 250H10V251H9ZM107 250H108V251H107ZM114 250H115V249H114ZM125 250H124V251H125ZM138 250H139V251H138ZM142 250H145V251L142 252ZM248 250H244V252H245V251H246V252H245V253L243 252L242 254H243L244 256H247L246 253H247ZM16 251H17V252H16ZM18 251H19V252L21 253V255H22V256H21V255H18V257L20 256V258H23V256H24L25 259H24V258H23V259L18 258V260H17V257H16L17 255H16V254H20ZM48 251H49V252H48ZM61 251H62V252H61ZM79 251H80V249H79ZM127 251H126V252H127ZM158 251L160 252V249H159ZM158 251H157L156 253H159ZM162 251L159 253L160 255L157 254V255L159 256V257L157 256L158 260L161 259V261L157 262V264H158V263H159V264H168L170 259H173V260H177V259H178V257H176V256H172V255L170 256L169 252H167L168 254L166 253L167 255H166V254L164 255L165 252H164V251L162 252ZM250 251H252V252L250 253ZM12 252H13V253H12ZM32 252H33V255H32ZM34 252H37L38 254H37V253H34ZM47 252H48V253H47ZM105 252H106V253H105ZM109 252H111V253H109ZM135 252H137L138 255H137ZM144 252H145V253H144ZM253 252H255V253H253ZM11 253H12V254L15 253V254L12 255ZM23 253H24V254H23ZM61 253H62V254H61ZM73 253H75L76 255H75V257L72 258L71 255L73 256V255H74ZM101 253H102V254L105 253V255L103 254V256H100V255H102ZM107 253H108V254H107ZM112 253H113V254H112ZM139 253H143V254H145V257H146V256H147V257L145 258L144 255H142V256H143V257H142ZM161 253H162V254H161ZM220 253H219V254H220ZM10 254H11V255H10ZM36 254H37V255H36ZM68 254H69L70 256H69ZM131 254H132V255H131ZM254 254H255V255H254ZM25 255H26V256H25ZM31 255H32V257H31ZM46 255H47V256H46ZM57 255H58V256H57ZM139 255H140V256H139ZM162 255H164V256H162ZM243 255H242V257H244ZM257 255H259V256H257ZM4 256H5V257H4ZM12 256L14 257V259H13ZM29 256H30V257H29ZM33 256H34V257H33ZM36 256H37V257H36ZM52 256H53L54 258H53ZM68 256H69V257H68ZM104 256H105V257H104ZM106 256H107V257H106ZM134 256H137V257H134ZM160 256H162V257H160ZM167 256H168V257H167ZM10 257H12V258H10ZM27 257H29V258L27 259ZM43 257H45V259H44ZM65 257H66V258H65ZM140 257H141V258H140ZM163 257H164V258H163ZM242 257H241V258H242ZM256 257L260 258L259 261H257L258 258H256ZM15 258H16V259H15ZM34 258H35V259L38 258V260L36 259V260H37V261H36ZM40 258L43 259V260L41 261ZM67 258H68V259H67ZM69 258H72V259H69ZM82 258H83V257H82ZM105 258H106V259H105ZM134 258H135V259H134ZM212 258H215V256L212 257ZM261 258H262V259H261ZM1 259H0V260H1ZM11 259H13V260H11ZM31 259H32V260H31ZM47 259H48V262H47ZM57 259H59V260H57ZM65 259H67V260H65ZM90 259H91V260H90ZM103 259H104V260H103ZM108 259H109V260H108ZM133 259H134L135 261H134ZM145 259H146V261H144ZM2 260H1V262H2ZM8 260H9V261H8ZM15 260H16V261H15ZM22 260L25 261V262H23ZM34 260H35V261H34ZM69 260H70V261H69ZM72 260H73V262H72ZM84 260H85V261H84ZM86 260H87V262H86ZM98 260H100V261H98ZM105 260H106V261H105ZM107 260H108V261H107ZM139 260H140L141 263L139 262ZM189 260H190V261H189ZM191 260H192V259H191L190 257H189V258H185V257H184V262H182V264H192V263H193V264H196V263H197V262L194 263V262L191 261ZM13 261H14V262H13ZM17 261H18V262H17ZM50 261H51V263H50ZM55 261H56L57 263H56ZM68 261H69V262H68ZM83 261H84V262H83ZM89 261H90V262H89ZM94 261H95V262H94ZM109 261H110L111 263H109ZM112 261H114V263H113ZM1 262H0V264H3V263H1ZM5 262H6V263H5ZM21 262H23V263H21ZM27 262H28V263H27ZM45 262H46V263H45ZM74 262H75V263H74ZM107 262H108V263H107ZM117 262H118V263H117ZM154 262H155V263H154ZM160 262H161V263H160ZM229 262H231V260H230ZM125 264H127V263H125ZM128 264H129V262H128ZM143 264H144V263H143ZM198 264H201V263H198ZM210 264H211V263H210ZM212 264H222V263H221L219 260L216 259L215 261H212Z\"/></svg>","mask_w":264,"mask_h":264}]
</instances>
